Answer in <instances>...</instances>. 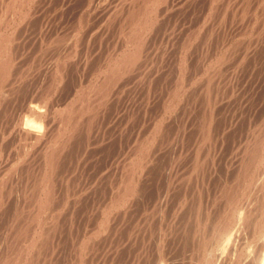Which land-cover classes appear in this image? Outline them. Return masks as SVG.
<instances>
[{
	"label": "rangeland",
	"instance_id": "1",
	"mask_svg": "<svg viewBox=\"0 0 264 264\" xmlns=\"http://www.w3.org/2000/svg\"><path fill=\"white\" fill-rule=\"evenodd\" d=\"M47 1V2H46ZM57 1V2H55ZM120 1V2H119ZM129 1V2H128ZM132 1V2H131ZM242 1V2H241ZM249 1V2H248ZM31 2V4H30ZM34 2V3H33ZM232 2V3H231ZM247 2V3H246ZM5 3V0H0V7L3 8ZM29 3V5H28ZM39 3V4H38ZM58 3V4H57ZM85 3V4H84ZM103 3V4H102ZM108 3V4H107ZM122 3V4H121ZM129 3V5H128ZM139 0H31L26 2L28 6H22L24 7L25 13H28V18L26 16H20L21 12L19 13L20 9H17V5L15 4L16 10H17V16L15 17L12 26L10 28L2 29V32H8L11 33L15 30V35H12V40L10 42V46L8 50V58L11 59V70L9 73L12 76H8L9 78L3 82L2 85V95H0V185L2 184V190L0 195V264H4L3 262H6L7 258H12V256L16 259L17 255H19V252L23 249H26L30 246V244H34V247L31 248V252L36 254L35 251L38 249L37 243H42L45 237L44 232L47 230L49 233L48 236V243H50L49 248H43L42 254L41 252L38 254V257L42 260H38L35 264H78L77 261L81 258L85 264H155L156 258L163 250L167 253V251H170L169 255L175 258V263L180 262L183 264L187 263L188 260L191 258L195 262V255L198 258L200 256V250L199 245L196 244L201 241L202 238H206L205 236L209 233H212L209 229V225L211 224L215 227H211L213 229H216L219 227L217 224H219V221H222V214H225V211L228 209L227 205L224 206V203L226 201V197L234 194L235 197V190H240V192H236L237 198H235L234 201L238 202L236 206H239L245 198L248 200V202L251 199V203H249V209L250 213L249 216L256 220L259 219V210L262 203H264V192H263V181H258L256 179H261L264 174V162L260 160H264V0H165L163 2H160L159 5L156 6V4H151L149 7V15L147 20V32L144 30H138L130 28L128 25V21L130 19V14L135 12L137 10H140V7L138 9V6L141 4L139 3ZM185 3V4H183ZM234 3V4H233ZM245 3V4H244ZM18 4V1H17ZM83 4V5H82ZM95 4V6H94ZM99 4V5H97ZM101 4V5H100ZM110 4V5H109ZM131 4V5H130ZM252 4V5H251ZM41 5V6H40ZM49 5L51 7H49ZM89 5V6H88ZM121 5V6H120ZM138 5V6H137ZM163 5V6H162ZM215 5V9H214ZM230 5V6H229ZM238 5V6H237ZM258 5V6H257ZM58 6V7H57ZM82 6V7H81ZM98 6V7H97ZM103 6V7H102ZM105 6V7H104ZM108 6V7H107ZM114 6V7H113ZM120 6V7H118ZM124 6V7H123ZM159 6V7H158ZM171 6V7H170ZM209 6V7H208ZM237 6V7H236ZM262 6V7H261ZM29 7V9L27 8ZM47 7V8H46ZM70 7V8H69ZM154 7H157V9ZM182 7V8H181ZM230 7V8H229ZM242 7V8H241ZM1 8V10H2ZM20 8V7H18ZM109 8V9H108ZM113 8V9H112ZM118 8L120 12H117L116 9ZM123 8V10H122ZM129 8V9H127ZM154 9L152 11L151 9ZM161 8V9H160ZM181 8V9H180ZM228 8V9H227ZM238 8V9H237ZM241 8V9H240ZM256 8V9H255ZM37 9V10H36ZM62 13H61V10ZM72 9V10H71ZM121 9V10H120ZM244 9V10H243ZM29 10V11H28ZM35 10V11H34ZM45 10V11H44ZM95 10V11H94ZM134 10V11H133ZM136 10V11H135ZM160 10V11H159ZM164 10V11H163ZM215 10V11H214ZM235 10V11H233ZM243 10V11H242ZM254 10V11H253ZM262 10V12H261ZM37 11V12H36ZM76 11V12H75ZM84 11V12H83ZM106 11V12H105ZM114 11V12H113ZM116 11V12H115ZM157 11V13H156ZM184 11V12H183ZM34 12V13H33ZM71 12V13H70ZM93 12V13H91ZM101 12V13H100ZM109 12V13H108ZM131 12V13H130ZM177 12V13H176ZM224 12V13H223ZM235 12V13H234ZM77 13V14H76ZM80 13V15H79ZM104 13V14H103ZM108 13V14H107ZM115 13V16L114 14ZM130 13V14H129ZM160 13V14H159ZM223 13V14H222ZM232 13V14H231ZM244 13V14H243ZM1 14V12H0ZM31 14V16H30ZM34 14V15H33ZM43 14V15H42ZM92 14V15H90ZM95 14V15H94ZM102 14V15H101ZM122 14V15H121ZM132 14V15H133ZM137 14V13H136ZM168 14V15H167ZM172 14V15H171ZM180 14V15H179ZM227 14V15H226ZM252 14V15H251ZM45 15V16H44ZM85 15V16H84ZM89 15V16H88ZM98 15V16H97ZM109 15H113V17L110 18ZM121 15V16H120ZM124 15V16H123ZM128 15V16H127ZM156 15V16H155ZM226 15V16H225ZM235 17H234V16ZM20 16V17H19ZM43 16V17H41ZM76 16V17H75ZM97 16V17H96ZM107 16V17H106ZM109 16V17H108ZM167 16V17H166ZM170 16V17H169ZM240 16V17H239ZM1 17V15H0ZM23 17V18H21ZM35 17V18H34ZM53 19H51V18ZM56 17V18H55ZM74 17V18H73ZM99 17V18H98ZM123 17V18H122ZM161 17V18H160ZM181 17V18H179ZM222 17V18H221ZM238 17V18H237ZM253 17V19H252ZM20 20H17L19 19ZM69 18V19H68ZM85 18V19H84ZM96 18V19H95ZM110 18V19H109ZM115 18V20H114ZM129 18V19H128ZM164 20H163V19ZM215 18V19H214ZM259 18V19H257ZM27 21H26V20ZM31 19V20H30ZM74 19V20H73ZM85 21H84V20ZM122 19V20H121ZM126 19V20H125ZM157 19V21H156ZM202 19V20H201ZM225 19V20H224ZM237 19V20H236ZM250 19H252L250 22ZM81 20V21H80ZM179 20L180 23H179ZM224 20V21H223ZM255 22H254V21ZM17 21V22H16ZM21 23H20V22ZM24 23H23V22ZM31 21V22H29ZM36 23H35V22ZM48 21V22H47ZM57 21V22H56ZM62 21V22H61ZM75 21V22H74ZM111 21V22H110ZM150 21V22H149ZM153 21V22H152ZM227 21V22H226ZM247 21V23H246ZM257 21V22H256ZM34 22V23H33ZM47 22V23H46ZM59 22V23H58ZM61 22V23H60ZM67 22V23H66ZM68 22H70L68 24ZM110 22V24H109ZM113 22V24H112ZM120 22V23H119ZM237 22V23H236ZM18 23V24H17ZM23 23V24H22ZM31 23V24H30ZM52 25H51V24ZM66 23V24H65ZM78 23V24H76ZM98 23V24H97ZM104 23V24H103ZM160 23V24H158ZM234 23V24H233ZM252 25H251V24ZM256 25H255V24ZM16 27H15V25ZM20 24V25H19ZM36 24V25H35ZM72 24V26H70ZM124 24V26H123ZM152 24V25H151ZM175 24V26L173 25ZM179 24V25H178ZM188 24V25H187ZM201 24V25H200ZM229 24V25H228ZM245 24V25H244ZM18 25V26H17ZM23 25V26H22ZM48 25V26H47ZM68 25V26H67ZM76 25V26H75ZM87 25V26H86ZM126 25V26H125ZM128 25V26H127ZM157 25V27H156ZM159 25V26H158ZM194 25V26H193ZM226 25V26H224ZM261 25V26H260ZM20 26V27H19ZM27 26V27H26ZM38 26V27H37ZM51 26V27H50ZM67 26V28H66ZM96 26V27H95ZM106 26V27H105ZM151 26V27H150ZM163 26V28H162ZM168 26V27H167ZM244 26V27H243ZM49 27V28H48ZM77 29H75V28ZM90 27V28H89ZM93 27V28H92ZM105 27V28H104ZM170 27V28H169ZM176 27V28H175ZM178 27V28H177ZM225 27V28H224ZM261 27V28H260ZM16 28V29H15ZM46 28V29H45ZM54 28V29H53ZM63 28V29H62ZM72 28V29H71ZM74 28V29H73ZM104 28V29H103ZM126 30L125 33H123ZM126 28V29H125ZM155 28V29H154ZM200 28V30H198ZM259 28V29H258ZM45 29V31H44ZM52 29V30H51ZM134 30V33L138 30L139 33H137L135 39L140 38L139 35L145 38L140 39L141 42H139V39L135 40L134 38H131L129 36ZM192 29V30H191ZM208 29V30H207ZM220 29V30H219ZM223 29V30H222ZM235 29V30H234ZM62 32H61V31ZM75 30V31H74ZM88 30V31H87ZM91 30V31H90ZM107 30V32H106ZM109 30V31H108ZM163 30V31H162ZM177 30V31H176ZM181 30V31H180ZM241 30V31H240ZM250 30V31H249ZM256 32H254V31ZM261 30V32H260ZM34 31V32H32ZM72 31V32H71ZM99 31V32H97ZM122 32V35L121 33ZM179 31V32H178ZM196 31H198L196 33ZM206 31V32H205ZM238 31V32H237ZM46 32V33H45ZM52 32V33H51ZM96 32V33H95ZM145 32L144 34H142ZM152 32V33H151ZM157 34H155V33ZM191 32V33H190ZM205 32V33H204ZM225 32V33H224ZM235 32V34H234ZM251 34H250V33ZM21 33V34H20ZM25 33V34H24ZM58 33V34H57ZM64 33V34H63ZM74 33V34H73ZM88 33L87 35H85ZM105 33V34H104ZM116 35H115V34ZM129 33V35H128ZM167 33V34H166ZM175 33V34H174ZM214 33V34H213ZM258 33V35H257ZM104 34V35H103ZM113 34V35H111ZM136 34V33H135ZM166 34V35H165ZM220 34V35H219ZM223 34V35H222ZM228 34V35H227ZM238 34V35H237ZM243 34V35H242ZM256 34V35H254ZM31 35V36H30ZM34 35V36H33ZM60 35L62 38H60ZM66 35V36H65ZM91 35V36H90ZM121 35V36H118ZM128 35V36H127ZM132 35V34H131ZM165 35V36H163ZM210 35V36H209ZM240 35V36H239ZM248 35V37H246ZM55 36V37H54ZM56 36H58L56 38ZM82 36V37H81ZM103 36V37H102ZM107 36V37H106ZM167 36V37H166ZM213 36V37H212ZM215 36V38H214ZM219 36V37H218ZM221 36V37H220ZM223 36V37H222ZM243 36V37H242ZM251 36H254L251 38ZM257 36V37H256ZM259 36V37H258ZM27 39H25V38ZM46 37V38H45ZM48 37V38H47ZM55 39H54V38ZM91 37L90 39H88ZM124 37V38H123ZM131 43H137L136 46L141 43L142 46V53L139 57V60L135 61V63L132 65V67L127 65L129 68L123 73H120V75L116 76L114 74V78L116 80L113 81L112 85H109L105 79L111 78L113 75H106L112 67H109L111 62L114 63L111 59L118 60L119 57H122V55L129 51L134 49V45H130V39ZM149 37V38H148ZM152 37V38H151ZM176 37V38H175ZM180 37V38H179ZM18 38V39H16ZM22 38V40L20 39ZM64 38V39H63ZM164 38V39H163ZM171 38V39H170ZM185 38V39H184ZM206 38V39H205ZM244 38V39H240ZM257 38V39H256ZM16 39V40H15ZM35 39V40H34ZM43 39V40H42ZM51 39V40H50ZM83 39V40H82ZM85 39V40H84ZM119 41H118V40ZM176 39V40H175ZM189 39V40H188ZM217 39V40H216ZM250 39V40H249ZM260 39V41H259ZM57 40V41H56ZM153 40V41H152ZM166 40V42H165ZM168 40V41H167ZM202 42H201V41ZM215 40V41H214ZM255 40V41H254ZM20 41V42H19ZM41 41V42H40ZM61 41V42H60ZM67 41V42H66ZM75 41V42H74ZM97 41V42H96ZM124 41V42H121ZM127 43H126V42ZM134 41V42H132ZM136 41V42H135ZM142 41L144 42L142 45ZM161 41V42H160ZM180 41V42H179ZM200 41V42H199ZM214 41V42H212ZM250 41V42H249ZM23 42V43H22ZM64 42V43H63ZM75 44H72V43ZM88 42V43H87ZM94 42V43H93ZM120 42V43H119ZM147 42V43H146ZM219 42V43H218ZM238 42V44H237ZM244 42V43H243ZM261 43L260 45L258 43ZM20 43V44H19ZM58 43V44H56ZM67 43V45H66ZM69 43V44H68ZM93 43V44H92ZM107 43V44H106ZM117 45H116V44ZM149 43V44H148ZM152 43V44H151ZM170 43V44H169ZM174 43V44H173ZM189 43V44H188ZM200 43V44H199ZM211 43V44H210ZM248 43V45H247ZM38 44V45H37ZM55 44V45H54ZM90 44V46L88 45ZM114 44V45H113ZM161 44V45H160ZM173 47H172V45ZM199 44V45H198ZM204 44V45H203ZM66 47H65V46ZM70 45V46H69ZM82 45V46H81ZM97 45V46H96ZM149 45V46H148ZM170 45V46H169ZM187 45V47H186ZM206 45V47H204ZM218 45V46H217ZM223 45V46H222ZM236 45V47H235ZM242 45V46H241ZM255 45V46H254ZM17 46V47H16ZM23 46V47H22ZM27 46V47H26ZM45 48H44V47ZM47 46H49L47 48ZM64 46V49H63ZM74 46V47H73ZM80 46V48H79ZM89 46V48H88ZM103 46V47H102ZM109 46L111 48H109ZM114 46V47H112ZM130 46V47H129ZM135 46V48H136ZM137 46V47H139ZM181 46V47H180ZM247 46V47H246ZM262 46V47H261ZM13 47V48H12ZM21 47V48H19ZM32 47V48H31ZM82 47V48H81ZM102 47V48H101ZM108 47V48H107ZM116 47V48H115ZM118 47V48H117ZM122 47V48H121ZM129 47V48H128ZM144 47V48H143ZM166 47V48H165ZM177 47V48H176ZM193 47V48H192ZM204 47V48H203ZM225 47V48H224ZM230 47V48H229ZM235 47V48H234ZM246 47V49H245ZM251 47V48H249ZM70 48H72L70 50ZM94 48V49H92ZM148 48V49H147ZM174 48V49H173ZM184 48V50H183ZM221 48V49H220ZM254 48V49H252ZM23 49V50H22ZM34 49V50H33ZM84 49V50H83ZM97 51H96V50ZM99 49V50H98ZM108 49V51L106 50ZM129 49V50H128ZM202 49V50H201ZM212 49V50H211ZM220 49V50H219ZM225 49V50H224ZM229 49V50H227ZM250 49V50H249ZM41 50V51H40ZM48 50V51H47ZM64 50V51H62ZM68 50V51H67ZM101 50V51H100ZM109 50L111 52H109ZM118 50V51H117ZM123 50V51H122ZM126 50V51H125ZM146 50V51H145ZM156 50V51H155ZM196 50V51H195ZM218 52H217V51ZM255 50V51H254ZM10 51V53H9ZM13 51V52H12ZM15 51V52H14ZM27 51V52H26ZM32 51V53H31ZM62 51V52H61ZM66 51V52H65ZM104 51V52H103ZM120 51V52H119ZM179 51V52H178ZM200 51V52H199ZM205 53H203V52ZM208 51V52H207ZM210 51V52H209ZM226 53H222L225 52ZM228 51V53H227ZM247 53H245V52ZM253 51V53H252ZM56 52V53H54ZM146 52V53H145ZM163 52V53H161ZM217 52V53H216ZM234 52V53H233ZM23 53V55H22ZM28 53V54H27ZM41 53V55H39ZM48 53V54H46ZM51 53V54H50ZM95 53V54H94ZM113 53V54H112ZM122 53V54H121ZM163 55H161V54ZM207 53V55H206ZM233 53V54H232ZM263 53V55H262ZM12 56H10V55ZM75 54V55H74ZM101 54V55H100ZM169 54V55H168ZM172 54V55H171ZM197 54V55H196ZM202 54V55H201ZM213 54V55H212ZM232 54V55H229ZM235 54V55H234ZM248 54V55H246ZM17 55V56H16ZM63 55V56H62ZM79 55V56H78ZM109 55V56H108ZM156 55V56H155ZM193 55V56H192ZM19 56V58H18ZM57 56V57H56ZM89 56V57H88ZM111 56V58H110ZM113 56V57H112ZM119 56V57H118ZM153 56V57H152ZM160 56V57H159ZM192 56V57H191ZM203 56V57H201ZM207 56V57H206ZM219 56V57H218ZM233 56V57H232ZM254 56V57H253ZM56 57V58H55ZM109 57V58H108ZM184 59H183V58ZM198 57V59H197ZM210 57V58H209ZM242 57V58H241ZM252 57V58H251ZM261 57V58H260ZM71 58V59H70ZM79 58V59H78ZM206 58V59H205ZM208 58V59H207ZM222 58V59H221ZM257 58V60H256ZM260 58V59H259ZM28 59V60H27ZM46 61H43L45 60ZM75 59V60H74ZM96 59V60H95ZM159 61H158V60ZM191 59V60H190ZM220 61H219V60ZM14 60L15 63L12 62ZM27 60V61H26ZM62 60V62H60ZM90 60V61H89ZM233 60V61H232ZM22 61V62H21ZM101 61V62H100ZM177 61V62H176ZM183 61V62H182ZM243 61V62H242ZM256 61V63H255ZM262 61V62H261ZM33 62V67L32 63ZM44 62V63H43ZM71 62V63H70ZM74 62V63H73ZM103 62V63H102ZM137 62V63H136ZM152 62V63H151ZM188 62V63H187ZM190 62V63H189ZM203 62V64H202ZM218 62V63H217ZM64 63V64H63ZM67 63V64H66ZM79 63V64H78ZM87 63V64H85ZM97 63V64H96ZM108 63V64H107ZM112 63V64H113ZM142 63V64H141ZM149 63V64H147ZM179 63V64H178ZM185 63V64H184ZM199 63V64H198ZM201 63V64H200ZM233 63H236L233 65ZM243 65H242V64ZM261 63V64H260ZM17 64V65H16ZM38 64V65H37ZM58 64V65H56ZM136 64V65H135ZM140 64V65H139ZM156 64V65H155ZM158 64V65H157ZM178 64V65H177ZM184 64V65H183ZM195 64V65H194ZM213 64V65H212ZM221 64V65H220ZM232 64V65H231ZM250 64V65H249ZM66 65V66H65ZM100 65V66H99ZM108 65V66H107ZM139 65V66H138ZM146 65V66H145ZM177 65V66H176ZM208 65V68H207ZM212 65V66H211ZM237 65L238 68L235 66ZM262 65V66H261ZM28 66V68H27ZM41 66V67H40ZM63 66V67H62ZM136 66V67H134ZM206 68H205V67ZM215 66V67H214ZM223 68H221V67ZM234 66V67H233ZM240 66V67H239ZM19 67V68H18ZM25 67V68H24ZM44 67V68H43ZM81 67V68H80ZM109 67L110 70L107 68ZM139 67V68H138ZM144 67V69H143ZM197 67V68H196ZM217 67V68H216ZM227 67V68H225ZM232 67V68H231ZM245 67V68H244ZM258 67V68H257ZM22 68V69H21ZM32 68V69H31ZM133 68V69H132ZM136 68V69H135ZM201 68V69H200ZM211 70H210V69ZM229 68V69H228ZM242 70H241V69ZM253 68V69H252ZM23 70V71H20ZM37 69V70H36ZM42 69V70H41ZM44 69V70H43ZM65 69V70H64ZM97 69V70H96ZM139 69V70H138ZM142 69V70H141ZM150 69V70H149ZM163 69V70H162ZM177 69V70H176ZM182 69V70H181ZM206 69V70H205ZM225 69V70H223ZM226 69H228L226 71ZM234 71H233V70ZM236 69V70H235ZM244 69V70H243ZM248 69V70H247ZM31 70V71H30ZM51 70V71H50ZM75 70V71H74ZM103 70V71H102ZM108 70V72L106 71ZM132 70V71H131ZM138 70V71H135ZM188 70V71H187ZM215 70V72H214ZM220 70V72H219ZM233 73H231V71ZM41 73H40V72ZM49 71V72H48ZM54 71H57L54 73ZM63 71V72H62ZM79 71V72H78ZM92 71V72H91ZM144 71V72H143ZM158 71V72H157ZM164 71V72H163ZM217 71V72H216ZM222 71V72H221ZM224 71V72H223ZM243 71V72H242ZM252 71V72H251ZM18 72V73H17ZM51 72V73H50ZM61 72L62 76H61ZM66 72V73H65ZM101 72V73H100ZM104 72V74H103ZM188 72V73H187ZM190 72V73H189ZM213 76H212V74ZM20 73V74H19ZM32 73V74H30ZM48 73V74H47ZM74 73V74H73ZM110 73V72H109ZM108 73V74H109ZM125 73V74H124ZM127 73V74H126ZM134 73V74H133ZM145 73V74H144ZM149 75H148V74ZM206 73V74H203ZM216 73V76H215ZM221 73V74H220ZM240 73V74H239ZM14 74V75H13ZM50 74V75H49ZM55 77H54V75ZM98 74V75H97ZM119 74V73H118ZM174 74V75H173ZM192 74V76H191ZM220 74V75H219ZM17 75V76H16ZM25 75V77H23ZM31 75V76H30ZM40 75V76H39ZM141 75V76H140ZM144 75V76H143ZM151 75V76H150ZM205 75V76H202ZM211 75V76H210ZM228 75V77H227ZM257 75V76H256ZM14 76V77H13ZM46 76V77H45ZM50 78H49V77ZM69 76V78H68ZM104 76V77H103ZM236 76V77H235ZM37 77V78H35ZM43 77V78H42ZM124 77V78H122ZM134 77V78H133ZM189 77V78H188ZM191 77V78H190ZM209 77L213 78L212 80L209 79ZM16 78V79H15ZM26 78V79H25ZM32 78V79H31ZM55 78V79H54ZM73 78V79H72ZM83 78V79H82ZM98 80H97V79ZM101 78V79H100ZM102 78L105 81L106 86L111 87L110 89L107 88L104 95H102L101 99L98 100L100 97H94V93L89 92L91 85L93 84V81L95 84L99 83V79L102 80ZM112 77V80L114 79ZM133 78V79H132ZM140 78V79H139ZM217 78V79H216ZM219 78V80H218ZM222 78V79H221ZM230 78V79H229ZM233 80H232V79ZM10 79V80H9ZM23 79V80H22ZM45 79V80H44ZM55 81H54V80ZM60 79V80H59ZM92 79V80H91ZM123 81H121V80ZM129 79V80H128ZM193 79V80H192ZM210 83H208L209 81ZM224 79V80H223ZM244 79V81H243ZM17 80V81H15ZM30 80V81H29ZM97 80V81H96ZM173 80V81H172ZM186 80V83H185ZM213 80L216 82L213 83ZM218 80V82H217ZM237 80V81H236ZM250 80V81H249ZM24 81V82H23ZM28 81V82H27ZM36 81V82H35ZM84 81V82H83ZM134 81V83H133ZM184 81V82H183ZM200 86H198V84ZM199 81V82H198ZM208 84H206L205 82ZM225 81V82H223ZM230 81V82H229ZM258 81V83H257ZM262 81V82H260ZM26 82V84H25ZM41 82V84H40ZM55 82V83H54ZM87 82L90 84H87ZM132 84H131V83ZM188 82V84H187ZM192 82V83H191ZM195 82V83H193ZM204 82V83H201ZM232 82V83H231ZM4 83H6L4 85ZM10 83V84H9ZM34 83V84H33ZM62 83V84H61ZM67 85H64V84ZM69 83V84H68ZM76 83V84H75ZM116 83L114 86L113 84ZM137 83V84H136ZM141 83V84H140ZM229 83V85H228ZM253 83V84H252ZM22 84H24V87ZM31 84V85H29ZM32 84L34 85L32 87ZM43 84V85H42ZM60 84V85H59ZM189 86H185V85ZM195 84V86L193 85ZM216 85L217 88H212V86L209 88L208 93V86L210 85ZM220 84V88H219ZM232 84V85H230ZM242 84V85H241ZM41 85V86H40ZM52 85V86H51ZM63 85V86H62ZM87 85V86H86ZM125 85V86H124ZM132 85V86H130ZM136 85V86H135ZM176 85V87H175ZM206 85V86H204ZM227 85V86H226ZM252 85V86H251ZM255 85V86H254ZM263 85V86H262ZM17 86V87H16ZM28 86V87H27ZM83 86V87H82ZM86 86V87H85ZM118 86V87H117ZM122 86V87H121ZM130 86V87H129ZM134 86V87H133ZM185 86V87H184ZM194 86V88L192 87ZM203 86V87H202ZM254 86V87H253ZM260 86V87H259ZM14 87V88H13ZM36 87V88H35ZM44 87V88H43ZM48 87V88H47ZM50 87V88H49ZM62 87V88H61ZM64 87V88H63ZM85 87V88H84ZM116 87V88H115ZM124 87V88H123ZM223 87V88H222ZM119 88H122L119 89ZM139 88V89H138ZM158 88V89H157ZM185 88V89H184ZM206 88V89H205ZM226 88V89H225ZM230 88V89H229ZM232 88V89H231ZM262 88V89H261ZM53 89V90H52ZM95 89V88H94ZM134 89V90H133ZM183 89V90H182ZM205 89V90H204ZM210 89H212L210 91ZM219 89L218 91H216ZM225 89V90H224ZM250 89V90H249ZM252 89V91H251ZM12 90V91H11ZM16 90V91H15ZM31 90V91H30ZM34 90V92H33ZM41 90V91H40ZM58 90V91H57ZM62 90V91H61ZM79 90V91H78ZM133 90V91H132ZM178 90V91H177ZM182 90V91H181ZM200 90V91H198ZM244 90V91H243ZM8 91V92H7ZM22 91V92H21ZM53 91V92H52ZM89 92V94H85L86 92ZM93 91V90H92ZM109 91V92H108ZM151 91V92H150ZM177 91V92H176ZM202 91V92H201ZM220 91V92H219ZM221 91L223 92L221 96ZM226 91V92H225ZM240 91V92H238ZM20 92V93H19ZM26 92V93H25ZM56 92V93H55ZM68 92V93H67ZM72 92V93H71ZM175 92V93H174ZM199 92V93H198ZM205 92V93H204ZM216 92L218 94H216ZM236 92V94H235ZM244 92V93H243ZM261 92V93H260ZM85 95H84V94ZM194 93V94H193ZM197 93V96H196ZM208 93V94H207ZM214 93V94H213ZM225 93V94H224ZM21 94V96H20ZM64 94V95H63ZM122 94V95H121ZM126 94V95H125ZM132 94V95H131ZM174 94V95H173ZM190 94V95H189ZM220 94V95H219ZM235 94V95H234ZM238 94V95H237ZM240 94V96H239ZM256 94V95H255ZM16 95V96H15ZM30 95V96H29ZM42 95L44 97H42ZM72 95V96H71ZM81 95V96H80ZM89 95V96H88ZM91 95V97H90ZM106 95V96H105ZM139 95V96H138ZM146 95V96H145ZM160 95V96H159ZM182 95V96H180ZM195 95V96H194ZM205 95V96H204ZM212 97H210V96ZM228 95V96H227ZM246 95V96H245ZM248 95V96H247ZM7 96V97H6ZM77 96L82 97L85 101H83L85 104L87 103V109L82 110L83 114L80 115L79 120L76 121L74 125V129H72V132L74 134H71L72 136L68 138V136H65L66 138V146L64 149L63 154V161L60 162V165L55 169H53V172L50 173L47 170L50 171L47 166L44 164V158L43 154L44 151L48 150L46 149L48 147V144L43 145L40 143L38 145V142H34L33 139H28L23 137L24 134H19L20 123L23 124L25 122V119L27 117H30L27 113L26 107L23 106L27 103H31L33 105H37L39 109H43L45 115H49L52 117V120L54 122L53 126H59L58 121L59 119L57 116L64 113V110L67 111V108H72L73 110L76 105L79 106V101H77ZM87 97V98H84ZM104 96V97H103ZM110 96V97H109ZM117 96V98H116ZM132 96V97H131ZM159 96V98H158ZM191 96V97H190ZM214 96V97H213ZM221 96V99L219 98ZM227 96V97H226ZM16 97V98H15ZM76 97V98H75ZM146 97V99H144ZM168 97V98H167ZM177 97V98H176ZM206 97V98H205ZM223 97V98H222ZM239 99H238V98ZM247 97V98H246ZM253 97V99H252ZM256 97V98H255ZM5 98V99H4ZM97 98V99H96ZM173 98V99H172ZM183 98V99H182ZM189 98V99H188ZM197 98V101H196ZM205 98V100H204ZM211 99L209 102L208 100ZM234 98V99H233ZM251 98V99H250ZM7 99V100H6ZM18 99V100H16ZM55 101H54V100ZM117 99V100H116ZM143 99V100H142ZM151 99V101H150ZM192 101L195 100V101ZM220 99V100H219ZM21 100V101H20ZM25 102H24V101ZM30 100H32L30 102ZM47 100V101H46ZM52 100V101H51ZM68 100V101H67ZM76 100V101H75ZM102 100V101H101ZM105 102H104V101ZM157 100V101H155ZM170 102H169V101ZM221 103H219L218 101ZM14 101V102H13ZM37 101V102H36ZM42 101V102H41ZM46 101V102H45ZM92 101H94L92 103ZM100 101V102H99ZM164 101V102H163ZM167 101V102H166ZM172 101V103H171ZM185 101V102H184ZM203 101V102H202ZM213 101V102H212ZM216 101V103H215ZM222 101V102H221ZM225 101V102H224ZM2 102V103H1ZM136 102V103H135ZM146 102V103H145ZM177 102V103H175ZM190 102V103H188ZM238 102V103H236ZM244 102V104H243ZM4 103V104H3ZM10 103V104H9ZM14 103V104H13ZM66 103V104H65ZM72 103V104H70ZM92 105H91V104ZM123 103V104H122ZM163 103V104H162ZM170 103V104H169ZM175 103V104H174ZM180 103V104H179ZM207 103V104H206ZM209 103V104H208ZM214 106H212L213 104ZM226 103V104H225ZM259 103V104H258ZM18 104V105H17ZM23 104V105H22ZM74 104V105H73ZM89 104V105H88ZM106 104V105H104ZM122 104V105H121ZM127 104V105H126ZM136 104V105H135ZM153 104V105H151ZM188 104V105H187ZM206 104V105H205ZM216 104V105H215ZM218 104V106H217ZM220 104V105H219ZM43 105V107H42ZM58 105V106H57ZM100 105V106H99ZM138 105V106H137ZM161 105V108H159ZM171 107H170V106ZM180 105V106H179ZM208 105V106H207ZM210 105V107H209ZM230 105V107H229ZM240 105V106H239ZM255 105V106H254ZM6 106V107H5ZM16 106V107H15ZM21 106V107H20ZM83 104V108L85 107ZM90 106V107H89ZM116 106V107H115ZM122 106V108H121ZM134 106V107H133ZM159 106V107H158ZM175 106V107H174ZM187 106H191L192 108H188ZM223 106V107H222ZM238 106V107H236ZM62 107V109H61ZM114 107V108H113ZM147 107V108H146ZM180 107V109H179ZM199 107V108H198ZM204 107V108H203ZM213 107V108H212ZM225 107V108H224ZM229 107V108H228ZM242 107V108H241ZM247 109H246V108ZM263 107V108H262ZM6 108V109H5ZM25 108V109H24ZM50 108V109H49ZM102 108V109H101ZM116 108V109H115ZM120 108V109H119ZM196 108V109H195ZM207 108V109H206ZM211 108V109H210ZM215 108V109H214ZM219 108V109H218ZM231 108V109H230ZM9 109V110H8ZM13 109V110H12ZM18 109V110H17ZM48 109V110H47ZM55 109V110H54ZM57 109V110H56ZM138 109V110H137ZM143 109V110H142ZM157 109V110H156ZM173 109V110H172ZM187 109V110H186ZM192 109V110H191ZM194 109V110H193ZM199 109V110H198ZM209 109V110H208ZM212 109H214L212 111ZM233 109V110H232ZM75 110V108H74ZM180 110V111H179ZM183 110L185 112H183ZM245 110V112H244ZM22 111V112H21ZM25 111V112H23ZM51 113H50V112ZM55 111V112H54ZM57 111V112H56ZM80 112V110H76ZM91 111V112H90ZM97 111V112H96ZM158 111V113H157ZM160 111V112H159ZM165 111V113H164ZM175 111V112H174ZM177 111V112H176ZM189 111V112H188ZM194 111V112H193ZM228 111V112H227ZM231 111V112H230ZM212 112V113H211ZM263 112V113H262ZM12 113V114H11ZM18 113V114H17ZM54 117H53V114ZM57 113V114H56ZM61 113V114H60ZM160 113V114H159ZM178 113V114H177ZM190 113V114H189ZM192 113V115H191ZM200 115H199V114ZM209 113V114H208ZM224 113V114H223ZM235 113V114H234ZM254 113V114H253ZM5 114V116H4ZM8 114V115H7ZM23 114V115H22ZM28 116H27V115ZM51 114V115H50ZM59 114V115H58ZM88 114V115H87ZM166 114V115H165ZM170 114V115H168ZM185 114V115H184ZM189 114V118L188 117ZM208 116H206V115ZM19 115V116H18ZM153 115V116H152ZM156 115V116H155ZM178 117H175V116ZM187 115V117H186ZM218 115V116H216ZM224 115V116H223ZM246 115V116H245ZM87 116V117H86ZM92 116V117H91ZM132 116V117H131ZM174 116V117H173ZM179 116L181 118H179ZM201 116V117H200ZM220 116V117H219ZM226 116V117H225ZM263 116V117H262ZM21 117V118H20ZM84 117V118H83ZM129 117V118H128ZM151 117V118H150ZM153 117V118H152ZM170 117V118H168ZM173 117V118H172ZM187 119H186V118ZM195 119H194V118ZM208 117V118H207ZM256 117V118H255ZM10 118V123H9ZM90 118V120H89ZM92 118V120H91ZM109 118V119H108ZM142 118V119H141ZM145 120H144V119ZM164 118V119H163ZM193 118V119H192ZM224 118V119H222ZM8 119V120H7ZM55 119V121H54ZM59 119V120H58ZM73 119V118H72ZM125 119V121H123ZM152 119V120H151ZM163 119V120H162ZM177 119V120H176ZM185 119V120H184ZM199 119V121H198ZM208 119V120H207ZM226 119V120H225ZM6 120V121H5ZM96 120V121H95ZM104 120V121H103ZM119 120V121H118ZM150 120V121H149ZM159 120V122H158ZM162 120V121H161ZM182 122H181V121ZM204 120V121H203ZM212 120V121H211ZM224 120V121H223ZM254 120V122H253ZM4 121V122H3ZM16 121V122H15ZM89 121V122H88ZM99 121V122H98ZM109 121V122H108ZM123 121V122H121ZM129 121V122H128ZM149 123H146L148 122ZM177 121V122H176ZM180 121V122H179ZM210 121V122H209ZM214 121V123H213ZM250 121V122H249ZM4 124H3V123ZM7 122V123H6ZM20 122V123H19ZM23 122V123H22ZM58 122V123H57ZM79 122V123H78ZM83 122V123H82ZM88 124H87V123ZM98 122V124H97ZM102 122V123H101ZM115 122V123H114ZM118 122V123H117ZM121 122V123H120ZM159 124H158V123ZM192 122V124L190 123ZM194 122V124H193ZM201 122L200 126H197V123L199 124ZM204 122V123H203ZM226 122V123H225ZM234 122V123H232ZM247 122V123H246ZM261 122V123H260ZM79 125H78V124ZM92 123V124H91ZM144 123V124H143ZM161 123V125H160ZM175 123V124H174ZM181 123V124H180ZM211 125H210V124ZM244 123V124H243ZM255 123V124H253ZM263 123V124H262ZM17 124V125H16ZM52 124V123H51ZM82 124V126H81ZM102 124V125H101ZM169 124V125H168ZM231 124V125H230ZM240 124V125H239ZM249 124V125H247ZM11 125V126H10ZM16 125V127H15ZM78 125V127L76 126ZM88 125V126H87ZM100 127H99V126ZM123 125V126H122ZM147 125V126H146ZM149 125V126H148ZM168 125V126H166ZM180 125V126H179ZM185 125V126H184ZM216 125V126H215ZM220 125V126H219ZM261 125V126H260ZM7 126V128H6ZM8 126H10L8 128ZM91 126V127H89ZM151 126V127H150ZM159 126V127H158ZM172 126L174 128H172ZM183 128L181 129V127ZM205 126V127H204ZM207 126H209L207 128ZM212 128H211V127ZM13 127V129H12ZM15 127V128H14ZM71 127V124H70ZM82 127V128H81ZM93 127V128H92ZM154 129H153V128ZM164 127V128H162ZM166 127V128H165ZM177 127V128H176ZM215 127V129H214ZM224 127V128H223ZM255 127V128H254ZM258 127V128H257ZM261 127V128H260ZM263 127V128H262ZM5 128V129H4ZM31 126H27V129H30ZM43 136L48 133V131H51V129L48 130L47 127H42ZM45 128V129H44ZM47 128V130H46ZM81 128V129H80ZM120 128V129H119ZM159 130H158V129ZM180 128V129H179ZM203 128V129H202ZM207 128V129H205ZM211 128V130H210ZM220 128V129H219ZM222 128L224 130H222ZM229 128V129H228ZM236 128V129H235ZM84 129V130H83ZM87 129V130H86ZM157 129V131H156ZM173 131H170V130ZM175 129V130H174ZM227 129V130H226ZM239 129V130H238ZM245 129V130H244ZM260 129V130H258ZM9 130V131H8ZM17 130V131H16ZM53 130V128H52ZM71 128L69 129L70 132ZM92 130V131H91ZM166 130V131H165ZM180 130V131H179ZM183 130V131H182ZM210 133H209V131ZM77 131V132H76ZM94 131V132H93ZM100 131V132H99ZM136 131V132H135ZM139 131V132H138ZM156 131V132H154ZM175 131V132H174ZM179 131V133H178ZM200 131H204V133H201ZM206 131V132H205ZM207 131L209 135L207 134ZM227 131V133L225 132ZM229 131V132H228ZM250 131V132H249ZM253 131V133H252ZM258 131V132H257ZM17 132V133H16ZM151 132V133H148ZM158 132V133H157ZM184 132V133H183ZM215 132V133H214ZM220 132V133H219ZM223 132V134H222ZM232 132V134H231ZM247 132V133H246ZM263 132V133H262ZM10 133V134H9ZM90 133V134H89ZM155 134L154 139H151V135ZM175 133V135L173 134ZM183 133V134H182ZM242 133V134H241ZM261 133V134H259ZM99 134V135H98ZM171 134V135H169ZM180 136H179V135ZM182 134V136H181ZM235 134V135H234ZM245 134V136H244ZM249 134V136H248ZM259 135L258 140H260L257 145L262 142V145L260 146H252L253 143L256 140L255 135ZM84 135V136H83ZM89 135V136H88ZM145 135L147 137H145ZM175 137H174V136ZM213 135V138H212ZM215 135V136H214ZM222 135V138H220ZM251 135V136H250ZM10 136V138H9ZM13 136V137H12ZM19 136V137H18ZM22 136V137H21ZM161 136H165L164 138ZM173 136V137H172ZM201 136V139L198 138ZM206 136V137H205ZM214 143L213 145L210 143L205 144L208 141ZM12 137V138H11ZM21 137V138H20ZM75 137V139H74ZM78 137V138H77ZM85 137V138H84ZM101 137V138H99ZM149 137V138H148ZM171 137V140H170ZM223 137L225 140H223ZM245 137V138H244ZM252 137V139H251ZM258 137V136H257ZM43 138V137H42ZM73 138V139H71ZM96 138V139H95ZM158 138V139H157ZM162 138V139H161ZM240 138V140H239ZM250 138V139H249ZM6 141H5V140ZM10 139V140H9ZM144 139V140H143ZM197 139H200L201 141H197ZM248 139V140H247ZM253 139H255L253 141ZM263 139V141H262ZM2 140L3 143H2ZM12 140V141H11ZM17 140V142H16ZM24 140V142H23ZM33 140V141H32ZM69 140V141H68ZM75 140V141H74ZM154 140V145L149 141ZM161 140V141H160ZM207 140V141H206ZM213 140L217 143L213 142ZM222 140V141H220ZM243 141V143H241ZM252 140V141H249ZM257 140V141H258ZM32 141V142H31ZM43 141V140H42ZM81 141V142H80ZM137 141V142H136ZM147 142L146 144L144 142ZM177 141V142H176ZM197 141V142H196ZM224 141V142H223ZM249 142L248 144L251 146L247 147L246 150V142ZM256 141V142H257ZM6 142V143H4ZM19 142V143H18ZM27 144H26V143ZM51 142V140H50ZM73 142V144H72ZM85 142V143H84ZM98 144H97V143ZM141 142V143H140ZM220 142V143H219ZM223 142L224 144H222ZM235 142V143H234ZM253 142V143H250ZM255 142V143H256ZM14 143V144H13ZM32 143V144H31ZM81 143V144H80ZM91 143V144H90ZM166 143V144H165ZM241 145H239V144ZM3 146H2V145ZM16 144V145H15ZM29 144V145H28ZM31 144V145H30ZM76 144V145H75ZM78 144V145H77ZM85 144V145H84ZM94 144V145H93ZM135 144V145H134ZM143 144V145H142ZM153 147H151L150 145ZM162 144V145H161ZM179 144V145H178ZM199 144L202 146H205L204 152L200 149ZM222 146H221V145ZM237 144V145H236ZM27 145V146H26ZM71 145V146H70ZM80 145V146H79ZM90 145V146H89ZM130 145V146H129ZM146 145H149V147L153 148L151 150V153L149 152L148 156L146 157V163H141L142 165H145L143 167L142 173L141 170L139 171L141 174L139 175V172L135 171V178L137 176L138 183L137 184V192L133 194L132 199H130L127 203L130 204L131 208L129 207L127 211L130 213L132 212L130 217H128V214L126 212L124 213L123 222L122 224L124 227L118 225L114 229V233L110 232L115 224L113 222L115 219L118 218L117 210L118 208L114 207L113 200L116 190L120 186L119 183H122L124 179V173L128 167L131 166V162H137V158L139 160L141 156V152L143 151V148L146 149ZM159 145V146H158ZM199 146L197 149L195 146ZM209 145V149L208 148ZM214 150H213V148ZM220 145V146H219ZM230 145V146H229ZM21 146V147H20ZM23 146V147H22ZM34 146V147H33ZM39 148L42 146V148ZM46 146V147H45ZM105 146V147H104ZM133 146V147H132ZM135 146V147H134ZM142 146H144L142 148ZM164 146V147H163ZM4 147V148H2ZM29 147V148H28ZM31 147V148H30ZM36 147V148H35ZM76 147V148H75ZM82 147V148H81ZM103 147V148H102ZM138 147V148H137ZM159 147V148H158ZM161 147V148H160ZM222 148L221 150L218 148ZM237 147V148H236ZM243 147V148H242ZM250 147V148H249ZM20 148V149H19ZM33 148V149H32ZM91 148V149H90ZM95 148V149H94ZM165 148V149H164ZM200 150L194 151L193 149ZM227 148V150H225ZM236 148V150H235ZM242 148V149H241ZM252 148L253 155L257 153V156H255V160L250 159L252 158V154L250 149ZM255 148V149H254ZM259 148L261 150H259ZM22 149V150H21ZM25 149V150H23ZM38 149V150H37ZM68 149V150H66ZM86 149V150H84ZM94 152H93V150ZM103 149V150H102ZM136 149V150H135ZM141 151L139 152V150ZM155 149V150H154ZM157 149H161L158 150ZM207 149V150H206ZM208 149L210 151H208ZM246 152H245V150ZM256 153H255V151ZM12 150V152H11ZM17 150V151H16ZM34 150V151H33ZM92 152H91V151ZM136 154H134L135 152ZM155 153H154V151ZM174 152H173V151ZM177 150V151H176ZM4 151V152H3ZM24 151V152H23ZM36 151V152H35ZM76 151V152H75ZM171 151V152H170ZM176 151V152H175ZM210 153L212 155H207L206 153ZM208 151V152H207ZM215 151V152H212ZM219 151V152H217ZM226 151V152H224ZM241 152V154L237 152ZM6 152V153H5ZM17 152V153H16ZM28 152V154H26ZM31 152V153H30ZM41 152V153H40ZM82 152V153H81ZM114 152V153H112ZM158 152V154L156 153ZM180 152V153H179ZM194 152V154H192ZM198 152V154H196ZM228 152V153H227ZM232 152L233 154H231ZM261 152V153H260ZM10 153V155L8 154ZM12 153V154H11ZM16 155H15V154ZM23 153V154H22ZM94 153V154H93ZM118 153V154H117ZM127 155H125V154ZM155 154V157L152 155ZM160 153V154H159ZM163 153V154H162ZM171 153V154H170ZM174 153H176L174 155ZM204 153V154H202ZM213 153L217 159L213 158ZM216 153L220 154L217 155ZM226 153V154H225ZM8 154V156L6 155ZM80 154V155H79ZM82 154V155H81ZM85 154V155H84ZM206 154V156H205ZM225 155V156H221ZM12 155V156H11ZM35 155V156H34ZM40 157H39V156ZM65 155V156H64ZM96 155V156H94ZM115 155V156H114ZM124 155V156H123ZM137 155V157L135 156ZM152 157H151V156ZM191 155V157H190ZM193 155V158H192ZM227 155V156H226ZM237 155V157H236ZM245 155V157H244ZM248 155V157L246 156ZM262 155V156H259ZM11 156V157H10ZM22 156V157H21ZM28 156V157H27ZM72 156V158H71ZM85 159H83L82 158ZM90 156V157H89ZM109 156V157H108ZM111 156V157H110ZM127 160V158H129ZM163 156V157H161ZM174 156V157H173ZM196 156V157H195ZM212 156V157H211ZM220 156V157H219ZM230 156V157H229ZM236 157V159H232ZM250 156V157H249ZM26 157V158H25ZM38 157V158H37ZM120 157V159H119ZM134 157V158H133ZM150 157V158H148ZM185 157V158H183ZM196 159L195 158H199ZM204 157H206L204 159ZM214 159L215 163L212 162ZM222 157V158H221ZM258 157H260L259 162ZM262 157V158H261ZM2 158V159H1ZM18 158V159H17ZM41 158V159H40ZM43 158V159H42ZM65 158V159H64ZM78 158V159H76ZM112 158V159H111ZM122 158V159H121ZM136 158V159H135ZM171 158V159H170ZM211 160H210V159ZM219 158V159H218ZM238 158V159H237ZM244 160H242V159ZM33 159V160H32ZM39 159V160H37ZM76 159L77 161L74 160ZM89 159V161H88ZM168 159L170 161H168ZM209 159V160H207ZM223 159V161H222ZM231 159V160H230ZM240 159V163H239ZM254 160L256 161V164L254 161L251 163L249 162V166L247 164V161ZM8 160V161H7ZM13 160V161H12ZM20 160V161H19ZM36 160V161H35ZM43 160V162L41 161ZM118 160V161H117ZM133 160V161H132ZM157 160V161H156ZM176 160V161H175ZM192 160V161H191ZM200 160V161H198ZM210 162H207V161ZM221 160V161H220ZM225 160V161H224ZM235 162H234V161ZM7 161V162H6ZM19 161V162H18ZM29 161V163H28ZM120 161V162H119ZM172 161V162H171ZM179 161V162H177ZM200 165H199V163ZM219 161V163H218ZM230 161V162H229ZM244 161V162H243ZM114 162V163H113ZM171 165H170V163ZM176 162V163H175ZM183 162V163H182ZM203 162H207V165ZM221 162V163H220ZM230 164H229V163ZM234 162V163H232ZM236 162L237 166L236 167ZM4 163V164H3ZM7 163V164H6ZM9 163V164H8ZM28 165H27V164ZM37 163V164H36ZM110 163V164H108ZM120 163V164H119ZM150 163V164H149ZM181 163V164H180ZM194 163V164H192ZM198 166H196V164ZM213 163V164H211ZM228 163V164H227ZM246 163V164H245ZM263 163V164H262ZM12 164V166H11ZM33 164V165H32ZM44 164V165H43ZM99 164V166H98ZM105 164V165H104ZM124 164V165H123ZM174 164V167H173ZM176 164V165H175ZM179 164V166H178ZM185 164V165H184ZM204 164V165H203ZM211 164V165H210ZM219 164V165H218ZM222 164V165H221ZM233 164V165H232ZM251 164V165H250ZM254 166H253V165ZM256 164V165H255ZM42 167H41V166ZM66 167H65V166ZM75 165V166H74ZM87 165V167H86ZM120 165V166H119ZM135 165V164H134ZM150 165V166H148ZM155 165V166H154ZM168 165L169 168L172 167V170L168 171ZM189 165V167H188ZM229 165V166H228ZM232 165V167L230 166ZM235 165V167H234ZM247 165L248 169L244 166ZM15 166V167H13ZM24 166V167H23ZM36 166V167H35ZM46 166V167H45ZM78 166V167H77ZM125 166V170L124 167ZM196 166V167H195ZM203 166V168L201 167ZM213 170L211 169V167ZM215 166V167H213ZM225 166V167H224ZM230 167V170L228 167ZM252 166V167H251ZM259 166V167H258ZM63 167V168H62ZM65 167V168H64ZM121 167V168H120ZM148 167V168H147ZM153 167V168H151ZM181 167L185 168L186 171H184V168L181 169ZM191 167V168H190ZM194 167V168H193ZM201 167V171L199 170ZM262 168L255 169V168ZM8 168V169H7ZM13 168V169H12ZM16 168V170H15ZM21 168V169H20ZM29 170H28V169ZM69 168V169H68ZM71 168V170H70ZM80 168V169H79ZM141 168L137 167L136 169ZM147 168V169H146ZM193 168V172L192 169ZM198 169V171L196 170ZM205 168V169H204ZM241 168V169H239ZM64 169V170H63ZM75 169V170H74ZM107 169V170H106ZM150 169V170H149ZM190 169V170H189ZM195 169V170H194ZM239 169V171H237ZM32 170V171H31ZM46 170V172H45ZM176 170L178 172H176ZM211 170V171H210ZM230 170V171H229ZM235 170V171H234ZM255 170H258L257 174L256 172L253 174H257L256 176L251 173ZM13 171V172H12ZM17 171V172H16ZM34 171V172H33ZM44 171V175H46V178L44 175L42 176V172ZM71 173H70V172ZM79 171V172H78ZM88 171V172H87ZM102 171V172H101ZM123 171V172H121ZM200 171V173H198ZM232 171L234 173H232ZM250 172L246 173V172ZM9 174H7V173ZM15 172V173H14ZM38 172V173H37ZM92 172V173H91ZM109 172V173H108ZM145 172V173H144ZM149 172V173H148ZM152 172V173H151ZM168 172V173H167ZM186 172V173H184ZM190 174V176L188 173ZM213 172V173H212ZM230 173L228 175V173ZM237 172H239L237 174ZM21 175H20V174ZM24 173V174H23ZM41 173V174H40ZM53 178L48 179L50 174ZM64 173V174H63ZM112 173V174H111ZM171 173V174H170ZM178 173V174H177ZM180 173V174H179ZM198 173V174H196ZM211 173V174H210ZM236 173V175H235ZM244 173V175H242ZM6 174V175H5ZM20 176H19V175ZM54 174V176H53ZM97 174V175H96ZM109 174H111L109 176ZM233 174V175H232ZM263 174V175H262ZM14 175V176H13ZM36 176V178L34 177ZM80 175V176H79ZM84 175V176H83ZM94 175V176H92ZM120 175V176H119ZM148 175V176H147ZM155 175V176H154ZM167 175V177H166ZM169 175V176H168ZM185 175V176H184ZM227 175V176H226ZM253 175V176H252ZM19 176V177H18ZM40 176L44 177V179L48 182H52L53 188L56 187L57 189H54L53 194V200L51 199V205L52 207L44 206L42 207L41 204L38 210V205L43 201V193L41 192L42 189H45L46 185H42L43 183H46V181ZM100 176L102 179L99 180ZM112 176V177H111ZM115 176V177H114ZM123 176V177H122ZM172 176V177H171ZM209 176V177H208ZM236 176V177H235ZM260 176V177H259ZM6 179H5V178ZM9 177V178H8ZM11 177V178H10ZM24 177L26 179H24ZM48 177V178H47ZM62 177V179H61ZM72 177V178H71ZM79 177V178H78ZM118 177H120L118 179ZM122 177V178H121ZM142 177H144L142 179ZM146 177V178H145ZM183 177L189 178L188 180ZM201 177V178H200ZM219 177V178H218ZM253 177V178H252ZM255 177H257L255 179ZM16 178V179H15ZM19 178V179H18ZM40 178V179H39ZM55 178V179H54ZM68 178V179H67ZM82 178V179H81ZM87 178V179H85ZM106 178V179H105ZM150 180H149V179ZM172 178V182L171 179ZM175 178V179H173ZM178 178V180H177ZM236 180H235V179ZM246 178H252V180L249 183H244L243 181ZM264 178V176H263ZM13 179V180H12ZM36 179V180H35ZM55 180L52 181V180ZM74 179V180H73ZM92 179V180H91ZM118 180L115 182V180ZM191 179V180H190ZM196 179V180H195ZM201 179V180H200ZM241 179V180H240ZM22 180V182H21ZM38 180V182H37ZM42 180V181H41ZM110 180V181H109ZM141 180V181H140ZM143 180V181H142ZM158 180V181H157ZM165 180V181H164ZM187 180V182L185 181ZM227 180V181H226ZM229 180L234 184V181H238V184L240 182V187L238 184H232L229 182ZM234 180V181H233ZM38 183L35 184L36 182ZM61 181V182H60ZM101 181V182H99ZM113 181V182H112ZM120 181V182H119ZM149 181V182H148ZM174 181V182H173ZM178 181V182H176ZM183 181V182H182ZM191 181V182H190ZM197 181V182H196ZM199 181V182H198ZM253 181V183H251ZM256 181V182H255ZM19 182V183H18ZM25 182V184H24ZM47 182V183H48ZM50 183H46L47 186ZM68 182V183H67ZM89 182V184H88ZM91 182V183H90ZM112 182V183H111ZM148 182V183H147ZM176 182V184H175ZM185 182L187 183L185 185ZM212 182V183H209ZM247 182V181H246ZM255 182V183H254ZM257 182L261 183L260 186L257 185ZM11 185H10V184ZM33 183V185H32ZM54 183V184H53ZM61 183V184H60ZM78 183V184H76ZM104 183V184H103ZM119 185H116V184ZM179 183V184H178ZM195 184L191 186V184ZM200 183V184H199ZM206 183V184H205ZM221 183V184H220ZM22 184V185H21ZM36 186H35V185ZM100 184V185H99ZM112 184V186H111ZM115 184V185H114ZM151 184V185H150ZM170 184V185H168ZM182 184V185H180ZM190 184V185H189ZM202 184V187L200 186ZM216 184V185H215ZM250 184V186H249ZM252 184V185H251ZM253 184H256V186ZM263 184V186H262ZM59 185V186H58ZM83 185V186H82ZM93 185V186H92ZM107 185V186H106ZM143 185V186H142ZM146 185V186H145ZM166 185V186H165ZM175 187H173V186ZM179 185V186H178ZM185 185V187H184ZM189 185V186H188ZM226 185V186H225ZM246 185V186H245ZM248 185V186H247ZM21 186V187H20ZM41 186L44 187L41 189ZM73 186V188H72ZM117 186V188H116ZM142 186V187H141ZM204 186V187H203ZM228 186V187H227ZM231 186H235L231 187ZM5 187L7 189H5ZM10 187V188H9ZM27 187V188H26ZM68 187V188H67ZM104 187V188H103ZM106 187V188H105ZM113 187V188H112ZM172 187V188H171ZM192 187H196L193 188ZM201 187V188H200ZM247 187L248 190H245ZM252 187H256L253 190L255 194H259L257 196L262 195V197H255V200L252 198V195L254 194L252 190ZM259 187V188H258ZM262 187V188H261ZM31 188V189H30ZM78 188V189H77ZM84 189L87 191L82 192ZM90 190H88V189ZM100 188V189H99ZM166 188V190H165ZM180 188V189H179ZM211 188V189H210ZM225 190H223V189ZM232 188V190H230ZM5 189V190H4ZM30 189V190H29ZM75 189V190H73ZM104 189V190H103ZM114 189V190H113ZM189 189H191L189 191ZM200 189V190H199ZM251 189V190H250ZM259 189V190H258ZM16 192H15V191ZM33 190V193L32 191ZM100 190V191H99ZM103 194H102V192ZM113 190V191H112ZM144 190V192H143ZM146 190V191H145ZM165 190V192H164ZM177 190H180L177 192ZM183 190L185 193H183ZM195 190V191H194ZM197 190V191H196ZM209 190V191H208ZM212 190V191H211ZM223 190V191H221ZM245 190V191H244ZM13 191V192H12ZM24 191V192H23ZM28 191V192H27ZM67 191V192H66ZM72 191V195L70 192ZM74 191V192H73ZM89 191V192H88ZM99 191V192H98ZM116 191V192H115ZM141 191V192H140ZM194 191V192H192ZM202 191V192H201ZM228 191V193H227ZM249 191V192H248ZM258 191V192H257ZM4 192V193H2ZM11 192V193H10ZM20 192V193H19ZM63 192V193H62ZM101 192V193H100ZM146 192V193H145ZM164 192V193H163ZM176 192V194H175ZM187 192V193H186ZM191 194H190V193ZM199 192V193H198ZM242 196L241 197V193ZM245 192V193H244ZM15 193V194H14ZM30 193V194H29ZM100 193V194H99ZM166 193V194H165ZM179 193V194H178ZM213 193V194H212ZM232 193V194H231ZM252 193V194H251ZM3 194V195H2ZM10 196H9V195ZM14 194V195H13ZM29 194V195H28ZM42 196H41V195ZM56 194V195H55ZM67 194V195H66ZM90 194V195H89ZM181 194V196H179ZM196 194L198 195L196 198ZM205 194V195H204ZM228 194V195H226ZM251 194V195H249ZM16 195V196H15ZM142 195V196H141ZM144 195V197H143ZM183 195V196H182ZM185 195V196H184ZM209 195V196H208ZM211 195V196H210ZM214 195V196H213ZM216 195V197H215ZM219 195V197H218ZM8 196V197H7ZM12 196V197H11ZM29 196V197H27ZM33 196V197H32ZM112 196V197H111ZM146 196V197H145ZM168 196V198H167ZM175 196V197H174ZM177 196V201L176 200ZM194 196V197H193ZM213 196V197H212ZM225 196V197H224ZM21 197V198H19ZM36 197V198H35ZM55 197V198H54ZM77 197V198H76ZM79 197V198H78ZM110 197V198H108ZM143 197V198H142ZM163 197V198H160ZM165 197V198H164ZM172 197V198H171ZM208 197V198H206ZM218 197V198H217ZM3 198V199H2ZM13 200H12V199ZM29 198V199H28ZM40 198V199H39ZM66 198V199H65ZM72 198V200H71ZM95 200H94V199ZM98 198V199H97ZM139 198H142L138 200ZM146 198V200L144 199ZM167 198V199H166ZM182 198V199H181ZM188 198V199H187ZM196 198V199H195ZM203 198V199H202ZM216 198V199H215ZM222 198V199H221ZM242 198V199H241ZM74 199V200H73ZM76 199V200H75ZM88 199V200H87ZM108 199V201L106 200ZM112 202H110L111 200ZM144 199V200H143ZM163 199V200H162ZM165 199L167 201H165ZM193 199V200H192ZM199 199L201 201H199ZM209 199V200H208ZM257 201L255 204L253 200ZM23 200V201H22ZM39 200V201H38ZM86 200V201H85ZM100 200V201H99ZM106 200V202H105ZM198 200V201H196ZM241 200V201H240ZM21 202V204L19 202ZM54 201L55 203H53ZM64 201V202H63ZM84 203H83V202ZM93 201V202H92ZM135 201V204H134ZM160 201V202H158ZM163 201V202H162ZM182 201V202H181ZM191 201V202H190ZM194 201V202H193ZM204 204H203V202ZM240 201V202H239ZM246 201V200H245ZM261 203H260V202ZM24 202V203H23ZM59 202V204H58ZM134 207H132L131 203ZM179 202V204H176ZM201 202V204H199ZM209 202V203H208ZM29 203V206L27 205ZM53 203V204H52ZM62 203V204H61ZM76 203V204H75ZM80 203V204H79ZM152 203V204H151ZM155 203V204H154ZM159 203V204H158ZM184 203V204H183ZM206 203V204H205ZM220 203V204H219ZM246 203V202H245ZM16 204L18 206H16ZM69 204V205H65ZM81 204H84L83 206ZM89 204V205H88ZM98 204L97 208L96 205ZM100 204V205H99ZM107 204V206H106ZM158 204V207L157 205ZM173 204V205H172ZM199 204V205H198ZM221 204L223 206H221ZM229 205V203H227ZM261 204V205H260ZM62 205V206H61ZM64 205V206H63ZM77 205V206H76ZM111 205L114 207L112 208ZM127 205V206H128ZM177 205V207H175ZM179 205V206H178ZM198 205V206H197ZM205 205V206H203ZM212 205V206H211ZM220 205V206H219ZM246 205V204H245ZM259 205V207H258ZM20 206V207H19ZM60 206V207H59ZM73 206V207H72ZM75 206V207H74ZM104 206V207H102ZM203 206V207H202ZM218 206V207H217ZM227 206V207H226ZM241 206V205H240ZM5 207V208H4ZM59 207V208H58ZM67 207V208H66ZM68 207H70L68 209ZM77 207V209H76ZM82 207V208H81ZM102 207V209H101ZM107 207V208H106ZM111 207V208H109ZM145 207V208H144ZM174 207V208H172ZM184 209V210H182ZM186 209H185V208ZM198 207V208H197ZM200 207V210H199ZM214 207V209H213ZM219 207L224 210L219 211ZM230 208L232 205L229 206ZM245 207V206H244ZM257 207L259 209H257ZM16 208V209H15ZM21 210H20V209ZM28 210H27V209ZM52 208V209H51ZM89 210H87V209ZM227 208V209H226ZM230 208L228 209L230 212ZM239 208V207H238ZM246 208V207H245ZM2 209V210H1ZM66 209V210H65ZM72 209V210H71ZM104 209V210H103ZM109 209V210H108ZM146 209V212H145ZM196 209V210H195ZM248 209V205H247ZM74 210V211H73ZM82 210V211H81ZM92 210V212L90 211ZM103 210V211H102ZM106 210V214L103 213ZM175 218L178 216L177 219L174 221V217H172L173 211ZM181 210V211H180ZM188 210V211H187ZM198 210L201 212H198ZM203 210V211H202ZM213 212H211V211ZM26 211V212H25ZM44 211V212H43ZM48 211V212H47ZM70 211V212H69ZM88 211V212H86ZM98 211V212H97ZM138 211V212H137ZM149 211V212H148ZM156 211V212H155ZM170 211H172L170 213ZM209 211V212H208ZM216 211V212H215ZM219 211V212H218ZM224 211V212H223ZM22 212V213H21ZM30 212V213H29ZM65 212V213H64ZM67 212V213H66ZM74 212V214L72 213ZM76 212V213H75ZM81 212V213H80ZM95 212V213H93ZM97 212V213H96ZM103 214H102V213ZM145 212V213H144ZM162 212V213H161ZM191 212V213H190ZM198 214V217L196 213ZM208 212V213H206ZM254 212L256 217H254ZM47 213V214H45ZM91 213V214H89ZM148 213V214H147ZM166 213V214H165ZM170 213V214H169ZM183 213V216H182ZM216 213L217 215H215ZM73 214V215H71ZM83 214V215H82ZM95 214V215H94ZM111 214V215H110ZM138 214V215H137ZM221 214V216H220ZM223 214V216H225ZM254 214V215H252ZM10 215V216H9ZM17 215V216H16ZM19 215V216H18ZM28 215V216H26ZM33 215V216H32ZM47 215V217H46ZM56 215V216H55ZM66 215V216H65ZM71 215V216H70ZM90 215V216H89ZM93 215V216H92ZM103 215V216H102ZM158 215V216H157ZM170 215V216H169ZM177 215V216H176ZM186 215V216H185ZM215 216L213 218V216ZM53 216V217H52ZM69 216V217H68ZM84 216V217H83ZM95 216V217H94ZM107 216H111L109 219ZM116 216V217H115ZM169 218H168V217ZM197 216V217H196ZM219 216V217H218ZM253 216V217H252ZM12 217V218H11ZM58 217V218H57ZM90 217V219H89ZM128 217V218H127ZM132 217V218H131ZM152 219H151V218ZM182 219H181V218ZM197 219H196V218ZM216 217L219 219H216ZM52 218V219H50ZM57 218V222H54L53 224L52 220ZM74 218V219H73ZM88 218V219H87ZM101 220H100V219ZM104 218V219H103ZM126 218V219H125ZM167 218V220H166ZM187 218V220H186ZM189 218V219H188ZM200 220H199V219ZM202 218V220H201ZM213 218V219H212ZM222 218V219H221ZM249 218L247 220L249 221ZM11 219V220H10ZM13 219V220H12ZM15 219V220H14ZM26 219V220H25ZM43 219V220H42ZM51 221H50V220ZM66 219V220H65ZM76 219V220H75ZM96 219V220H94ZM98 219V220H97ZM103 219V221H102ZM109 220V228L107 227L106 231L102 232V227L105 226L106 220ZM138 219V221H137ZM150 219V220H149ZM156 221L154 222V220ZM161 219V220H160ZM196 219V220H195ZM204 219V221H203ZM221 219V220H220ZM24 220V222H23ZM39 220V221H38ZM41 220V221H40ZM70 220V221H69ZM83 220V221H82ZM85 220V221H84ZM105 220V221H104ZM113 220V221H112ZM126 220H130L129 222ZM136 224H135V222ZM142 220V222H141ZM148 220V221H147ZM173 220L175 223H173ZM199 220V225L198 221ZM246 220V221H247ZM21 221V222H20ZM30 221V222H29ZM46 221V222H44ZM67 223H66V222ZM100 221V222H99ZM105 222V224H101ZM158 221V222H157ZM161 221V223L159 222ZM169 221V222H168ZM196 221V222H195ZM204 223H202V222ZM210 221V222H209ZM244 224L247 229L246 231L243 230V233H241V239L240 241L242 243H246V241L249 242L244 244L242 247L240 245L234 246L231 251L235 250V247L242 252L244 249L247 248V245L249 248H252L253 246H259L260 244H255L253 240H256L254 238L259 237L258 233L255 232V234L252 236V228H254L252 225L254 223L249 222ZM36 222V223H35ZM59 222V223H58ZM65 222V223H64ZM72 222V223H71ZM85 222V223H84ZM89 222V223H88ZM112 222V223H111ZM148 222V223H147ZM188 222V223H187ZM195 222V223H194ZM219 222V223H218ZM23 223V224H22ZM32 223V224H31ZM70 223V224H69ZM87 223V224H86ZM99 223L101 225H99ZM132 223V224H131ZM154 223V224H153ZM163 223V224H162ZM183 223V224H182ZM191 223V224H190ZM198 225V227L194 228V224ZM245 223V222H244ZM3 224V225H2ZM21 224V225H20ZM54 226H52V225ZM121 224V225H122ZM153 224V225H151ZM190 224V225H189ZM7 225V227H6ZM18 225V226H17ZM56 225V226H55ZM68 225V226H67ZM88 225V226H86ZM99 225V226H98ZM151 225V226H150ZM162 227H159V226ZM165 225V226H164ZM189 225V226H188ZM195 225V226H196ZM210 225V226H211ZM12 226V227H11ZM16 226V227H15ZM30 226V227H28ZM53 227V228H50ZM61 226V227H60ZM64 226V227H63ZM95 228H94V227ZM102 226V227H101ZM111 226V227H110ZM142 226V227H141ZM157 228H156V227ZM170 226H172L170 228ZM191 226V227H190ZM201 226V227H200ZM209 227L206 229V227ZM217 226V228H216ZM244 226V227H245ZM4 227V229H3ZM19 227V228H18ZM24 227V229H23ZM26 227V229H25ZM86 227V228H85ZM98 227V228H97ZM101 227V228H100ZM129 229H128V228ZM132 227V228H131ZM151 229H150V228ZM189 227V228H188ZM203 227V228H202ZM250 227V228H248ZM40 228V229H39ZM44 228V229H43ZM60 228V229H58ZM96 231L93 232L94 230ZM166 228L168 230H166ZM184 228V229H183ZM202 228V230H201ZM6 229V230H5ZM52 229V230H51ZM93 231H92V230ZM100 230L101 233H99L97 230ZM109 229V231H108ZM118 229V231H117ZM121 229L122 234H121ZM158 229V231H157ZM164 231H162V230ZM173 229V230H172ZM184 231H183V230ZM186 229V230H185ZM202 231V237L199 235V232ZM206 229V230H204ZM22 230V231H21ZM24 230L26 232L24 233ZM30 230V231H28ZM36 230V231H34ZM40 230V231H39ZM53 230H55V234L53 235ZM105 230V228H104ZM118 232L116 234V231ZM151 230V232H150ZM170 230V231H169ZM177 230V232H176ZM193 230V231H192ZM196 230V232H195ZM210 230V231H209ZM251 234H249V231ZM17 231V232H16ZM21 231V234L18 232ZM33 231V232H32ZM42 231V232H41ZM124 231V232H123ZM174 231V232H173ZM187 235H186V232ZM209 231V232H208ZM248 231V232H247ZM38 232V234H36ZM142 232V233H141ZM146 232V233H145ZM165 232V233H164ZM177 234H176V233ZM207 232V234H206ZM32 233V234H31ZM35 235H34V234ZM42 233L44 235L40 234ZM93 235H92V234ZM102 233H105L104 236H102ZM120 233V234H119ZM144 233L146 236H144ZM168 233L170 236H168ZM171 233V234H170ZM198 233V234H197ZM248 233V234H247ZM4 234V235H3ZM19 234V236H18ZM52 234V235H51ZM60 234V235H59ZM101 234V235H100ZM111 236V238L108 237ZM142 234V235H141ZM167 234V235H166ZM193 234L196 236H193ZM205 234V235H204ZM25 235V236H23ZM56 235V236H55ZM95 235V236H94ZM106 235V238H105ZM118 235V236H117ZM140 235V236H139ZM166 235V236H165ZM179 235V236H177ZM11 236V237H10ZM14 236V237H12ZM29 236L32 237V241L29 240ZM69 236V237H68ZM91 236V238H88ZM123 236V237H122ZM160 238H159V237ZM193 236V237H192ZM198 236H200L198 238ZM18 237V238H17ZM23 237V238H22ZM35 237V239H33ZM64 237V238H63ZM75 237V238H74ZM117 237V238H116ZM120 237V239H119ZM122 237V238H121ZM132 237V238H131ZM143 237V239H142ZM164 237V238H163ZM168 237V238H167ZM196 237V238H195ZM254 237V238H253ZM262 237V236H261ZM17 238V239H16ZM22 238V239H21ZM39 238H41L39 240ZM52 238V239H51ZM62 238V240H61ZM167 238V239H166ZM191 238V239H190ZM240 238V237H239ZM263 238V237H262ZM261 238V239H262ZM4 239V240H3ZM9 239V240H7ZM14 239V240H13ZM19 239V241H18ZM37 239V240H36ZM91 239V240H90ZM142 239V240H141ZM148 239V240H147ZM160 239V240H159ZM164 239V240H163ZM198 239V240H194ZM7 240V241H6ZM11 240V244L10 241ZM34 240H36L34 242ZM51 240V241H50ZM93 240V242H92ZM109 240V243H108ZM111 240V241H110ZM119 240V243H118ZM133 240V241H132ZM155 240V241H154ZM200 240V241H199ZM246 240V241H245ZM251 240V241H250ZM77 241V242H76ZM86 241V242H85ZM106 243H104V242ZM125 243H123V242ZM127 243H126V242ZM177 241L176 242H173ZM184 241V242H182ZM195 241V242H194ZM16 242V243H15ZM32 242V243H31ZM52 242V243H51ZM68 242V243H67ZM87 243V249L85 251L88 256H86V252L83 251L84 245L82 244ZM104 244H103V243ZM116 242V243H115ZM120 242H122L120 244ZM142 242V244H140ZM193 242L194 245L191 243ZM200 242V243H201ZM4 243V245H3ZM22 245L20 246L19 244ZM91 243V244H90ZM95 243V244H94ZM118 243V244H117ZM139 243V244H138ZM173 243V244H172ZM183 243V244H182ZM253 243V245L250 244ZM57 244V245H56ZM117 244V245H115ZM124 244V245H123ZM166 244V245H164ZM169 244V245H168ZM255 244V245H254ZM52 245L55 246V248L52 247ZM60 245V246H59ZM81 245V246H79ZM83 245V246H82ZM91 245L90 249H88ZM121 245V246H119ZM174 245V246H173ZM191 245V246H190ZM197 248H196V246ZM76 246V247H75ZM102 246V247H101ZM109 246V247H106ZM114 246V247H112ZM164 246V247H162ZM172 246V247H171ZM183 246H187L184 247ZM251 246V247H250ZM18 247V248H16ZM26 247V248H25ZM36 247V248H35ZM52 247V248H50ZM82 247V248H81ZM101 247V248H100ZM109 248L111 249V252L109 253H117L114 254V258L110 256V254H107L104 257L103 248ZM144 247V248H143ZM176 247V248H175ZM178 247V249H177ZM182 247V248H181ZM195 247V248H194ZM239 247V248H238ZM245 247V248H244ZM256 247V248H257ZM7 248V249H6ZM13 248V249H12ZM61 248V250H60ZM80 248V249H79ZM121 248V250H120ZM153 248V249H152ZM169 248V249H168ZM181 248V249H180ZM191 248V249H189ZM193 248V249H192ZM249 248L244 250L242 253L245 254V251H249ZM10 249V251H8ZM18 249V250H17ZM33 249V250H32ZM53 249V250H49ZM59 249V250H58ZM72 249V250H71ZM82 249V250H81ZM137 249V250H135ZM183 249V250H182ZM196 249L195 253L194 250ZM16 250V251H14ZM35 250V251H34ZM46 250V251H45ZM48 250V251H47ZM70 250V251H69ZM82 252H81V251ZM117 252H116V251ZM119 250V251H118ZM188 250V251H187ZM260 250V249H258ZM53 251V252H51ZM79 251V252H78ZM89 251V252H88ZM93 251V252H90ZM101 251V252H100ZM186 251L188 254H186ZM2 252V253H1ZM65 252V253H64ZM78 252V253H77ZM119 252V253H118ZM145 252V253H143ZM158 254H157V253ZM164 252V256L165 253ZM179 252V253H178ZM181 252V253H180ZM194 254H193V253ZM198 252V254L196 253ZM239 252V253H240ZM16 253V254H15ZM55 253V254H54ZM63 253V254H62ZM7 256H6V255ZM45 254V255H44ZM50 254V257H49ZM54 254V255H53ZM179 254V256H178ZM185 254V255H184ZM233 254V253H231ZM255 254V255H254ZM16 255V256H15ZM48 255V256H47ZM56 255V256H55ZM66 255V256H65ZM85 255V257H84ZM94 255V256H93ZM103 255V256H102ZM135 255V256H134ZM184 255V256H183ZM189 255V256H188ZM214 255L213 253L210 255L212 257ZM250 255V254H249ZM254 255V256H253ZM253 257H249L247 263L253 264V260L251 259L255 258L256 252L253 253ZM44 256V257H43ZM65 256V257H64ZM90 256V257H89ZM92 256V257H91ZM144 256V257H143ZM155 256V257H154ZM37 258V255L35 256ZM48 257V258H47ZM56 257V259L54 258ZM84 257V259H83ZM89 259H88V258ZM104 257V258H103ZM118 257V258H117ZM189 257V258H187ZM229 257V258H228ZM227 259L229 261H232L234 259V255L230 256L228 255ZM12 258L13 260H15ZM37 258V259H38ZM107 258V260H106ZM111 258V259H110ZM120 258V259H119ZM155 258V259H154ZM182 258V259H181ZM186 258V259H185ZM231 258V259H230ZM243 258V257H240ZM4 259H6L4 261ZM50 259V260H49ZM54 262H53V260ZM58 259V260H57ZM77 259V261H76ZM96 262H95V260ZM100 259V260H99ZM110 259V261H109ZM133 259V260H132ZM134 259H136L134 261ZM146 259V260H145ZM154 259V260H153ZM223 259V258H222ZM48 260V261H47ZM63 260V261H62ZM87 260V262H86ZM90 260H92L90 262ZM114 260V261H113ZM118 260V261H117ZM151 260H153L151 262ZM180 260V261H179ZM187 260V261H186ZM226 260V259H225ZM2 261V263H1ZM43 261V262H42ZM58 261V262H57ZM100 261V263H99ZM139 261V262H138ZM186 261V262H185ZM201 264L202 260H199ZM204 261V259H203ZM207 258L205 259L204 263H206ZM137 262V263H136ZM192 263V262H191ZM231 264V262H229Z\"/></svg>",
	"mask_w": 264,
	"mask_h": 264
},
{
	"label": "bare ground",
	"instance_id": "2",
	"mask_svg": "<svg viewBox=\"0 0 264 264\" xmlns=\"http://www.w3.org/2000/svg\"><path fill=\"white\" fill-rule=\"evenodd\" d=\"M17 1H18V4H17ZM28 1H31V0H5V3H4V6H3V8L2 7H0V12H1V17H0V32L2 31V29H6V28H10V29H12L13 30V28H11V27H13L12 26V23H13V21H14V19H15V17L17 16V14H19L20 12H21V15L20 16H26L27 18H28V13H25V11H22V10H25L24 9V7H22V6H28L29 5V3H28V5L26 4V2H28ZM33 1V0H32ZM35 1V0H34ZM41 1V0H40ZM43 1V0H42ZM89 1V0H88ZM94 1V0H93ZM138 1V0H137ZM163 1H165V0H139V3L141 2V4L139 5V3H138V9H139V7H140V10H135L136 12H135V14H133V13H129L130 14V19H129V23H128V25L130 26V28H133V29H138V30H146L147 29V25H148V21L147 22H145L146 20H147V18H148V16H151V14L149 15V13L151 12H149V7H152V6H150L151 4H156V6L157 5H159L160 4V2H163ZM188 1V0H187ZM213 1V0H212ZM247 1V0H246ZM260 0H258V2H259ZM47 2V1H46ZM55 2H57V1H55ZM120 2V1H119ZM129 2V1H128ZM132 2V1H131ZM242 2V1H241ZM249 2V1H248ZM34 3V2H33ZM232 3V2H231ZM247 3V2H246ZM15 4L17 5V9H20V11H19V13H17V10H16V7H15ZM30 4H31V2H30ZM39 4V3H38ZM58 4V3H57ZM85 4V3H84ZM103 4V3H102ZM108 4V3H107ZM122 4V3H121ZM183 4H185V3H183ZM234 4V3H233ZM245 4V3H244ZM83 5V4H82ZM97 5H99V4H97ZM101 5V4H100ZM110 5V4H109ZM128 5H129V3H128ZM131 5V4H130ZM252 5V4H251ZM41 6V5H40ZM89 6V5H88ZM94 6H95V4H94ZM121 6V5H120ZM120 6H118V7H120ZM163 6V5H162ZM230 6V5H229ZM238 6V5H237ZM236 6V7H237ZM258 6V5H257ZM18 7H20V8H18ZM49 7H51L50 5H49ZM58 7V6H57ZM82 7V6H81ZM98 7V6H97ZM103 7V6H102ZM105 7V6H104ZM108 7V6H107ZM114 7V6H113ZM124 7V6H123ZM159 7V6H158ZM171 7V6H170ZM209 7V6H208ZM262 7V6H261ZM1 8H2V10H1ZM28 9H29V7H27ZM47 8V7H46ZM70 8V7H69ZM157 9V7H154V9ZM182 8V7H181ZM180 8V9H181ZM230 8V7H229ZM242 8V7H241ZM240 8V9H241ZM109 9V8H108ZM113 9V8H112ZM116 9H118V8H116ZM127 9H129V8H127ZM153 8L151 9L152 11H154L155 12V10H154ZM161 9V8H160ZM214 9H215V5H214ZM228 9V8H227ZM238 9V8H237ZM256 9V8H255ZM37 10V9H36ZM61 10V9H60ZM72 10V9H71ZM121 10V9H120ZM122 10H123V8H122ZM244 10V9H243ZM242 10V11H243ZM29 11V10H28ZM35 11V10H34ZM45 11V10H44ZM95 11V10H94ZM117 12H120L119 11V9L118 10H116ZM115 11V12H116ZM134 11V10H133ZM160 11V10H159ZM164 11V10H163ZM215 11V10H214ZM233 11H235V10H233ZM254 11V10H253ZM37 12V11H36ZM76 12V11H75ZM84 12V11H83ZM106 12V11H105ZM114 12V11H113ZM184 12V11H183ZM261 12H262V10H261ZM34 13V12H33ZM61 13H62V10H61ZM71 13V12H70ZM91 13H93V12H91ZM101 13V12H100ZM109 13V12H108ZM107 13V14H108ZM137 13V14H136ZM156 13H157V11H156ZM177 13V12H176ZM224 13V12H223ZM222 13V14H223ZM235 13V12H234ZM77 14V13H76ZM104 14V13H103ZM112 14H114V16H115V13H112ZM133 14V15H132ZM160 14V13H159ZM232 14V13H231ZM244 14V13H243ZM263 14H264V12H263ZM34 15V14H33ZM43 15V14H42ZM79 15H80V13H79ZM90 15H92V14H90ZM95 15V14H94ZM102 15V14H101ZM122 15V14H121ZM120 15V16H121ZM168 15V14H167ZM172 15V14H171ZM180 15V14H179ZM227 15V14H226ZM225 15V16H226ZM252 15V14H251ZM19 16V17H20ZM30 16H31V14H30ZM45 16V15H44ZM85 16V15H84ZM89 16V15H88ZM98 16V15H97ZM96 16V17H97ZM110 16V18L111 17H113V15L111 16V15H109ZM108 16V17H109ZM124 16V15H123ZM128 16V15H127ZM156 16V15H155ZM234 16V15H233ZM41 17H43V16H41ZM76 17V16H75ZM107 17V16H106ZM167 17V16H166ZM170 17V16H169ZM235 17V16H234ZM240 17V16H239ZM21 18H23V17H21ZM35 18V17H34ZM51 18V17H50ZM56 18V17H55ZM74 18V17H73ZM99 18V17H98ZM109 18V19H110ZM123 18V17H122ZM161 18V17H160ZM179 18H181V17H179ZM222 18V17H221ZM238 18V17H237ZM52 19V18H51ZM69 19V18H68ZM85 19V18H84ZM83 19V20H84ZM96 19V18H95ZM163 19V18H162ZM215 19V18H214ZM252 19H253V17H252ZM252 19H250V22H252L251 20ZM257 19H259V18H257ZM17 20H20V18L19 19H17ZM26 20V19H25ZM31 20V19H30ZM53 20V19H52ZM74 20V19H73ZM114 20H115V18H114ZM122 20V19H121ZM126 20V19H125ZM164 20V19H163ZM202 20V19H201ZM225 20V19H224ZM223 20V21H224ZM237 20V19H236ZM27 21V20H26ZM81 21V20H80ZM85 21V20H84ZM156 21H157V19H156ZM180 21L181 20H179V23H180ZM254 21V20H253ZM264 21V20H263ZM17 22V21H16ZM20 22V21H19ZM23 22V21H22ZM29 22H31V21H29ZM35 22V21H34ZM33 22V23H34ZM48 22V21H47ZM46 22V23H47ZM57 22V21H56ZM62 22V21H61ZM60 22V23H61ZM75 22V21H74ZM111 22V21H110ZM110 22H109V24H110ZM150 22V21H149ZM153 22V21H152ZM227 22V21H226ZM255 22V21H254ZM257 22V21H256ZM21 23V22H20ZM24 23V22H23ZM22 23V24H23ZM36 23V22H35ZM59 23V22H58ZM67 23V22H66ZM65 23V24H66ZM70 22H68V24H69ZM120 23V22H119ZM237 23V22H236ZM246 23H247V21H246ZM253 23V22H252ZM18 24V23H17ZM31 24V23H30ZM51 24V23H50ZM76 24H78V23H76ZM98 24V23H97ZM104 24V23H103ZM112 24H113V22H112ZM115 24V23H114ZM113 24V25H114ZM158 24H160V23H158ZM234 24V23H233ZM251 24V23H250ZM255 24V23H254ZM15 25V24H14ZM20 25V24H19ZM36 25V24H35ZM52 25V24H51ZM127 25V26H128ZM152 25V24H151ZM174 26H175V24H173ZM179 25V24H178ZM188 25V24H187ZM201 25V24H200ZM229 25V24H228ZM245 25V24H244ZM252 25V24H251ZM256 25V24H255ZM18 26V25H17ZM23 26V25H22ZM48 26V25H47ZM68 26V25H67ZM67 26H66V28H67ZM70 26H72V24L70 25ZM76 26V25H75ZM87 26V25H86ZM123 26H124V24H123ZM126 26V25H125ZM159 26V25H158ZM194 26V25H193ZM224 26H226V25H224ZM261 26V25H260ZM15 27H16V25H15ZM20 27V26H19ZM27 27V26H26ZM38 27V26H37ZM51 27V26H50ZM96 27V26H95ZM106 27V26H105ZM104 27V28H105ZM151 27V26H150ZM156 27H157V25H156ZM168 27V26H167ZM244 27V26H243ZM49 28V27H48ZM75 28V27H74ZM73 28V29H74ZM90 28V27H89ZM93 28V27H92ZM103 28V29H104ZM162 28H163V26H162ZM170 28V27H169ZM176 28V27H175ZM178 28V27H177ZM225 28V27H224ZM261 28V27H260ZM16 29V28H15ZM46 29V28H45ZM45 29H44V31H45ZM54 29V28H53ZM63 29V28H62ZM72 29V28H71ZM75 29H77V28H75ZM121 29V28H120ZM126 29V28H125ZM155 29V28H154ZM259 29V28H258ZM52 30V29H51ZM122 30V29H121ZM130 30H132V29H130ZM138 30L134 33V30H132V32H130L131 34L129 35V33H128V35L129 36H131V38H134L135 39V37H133V34H134V36H136L137 35V33H139L140 34V32H138ZM192 30V29H191ZM198 30H200V28L198 29ZM208 30V29H207ZM220 30V29H219ZM223 30V29H222ZM235 30V29H234ZM9 31V30H8ZM7 31V32H8ZM61 31V30H60ZM75 31V30H74ZM88 31V30H87ZM91 31V30H90ZM109 31V30H108ZM122 31H124V30H122ZM126 31V30H125ZM125 31L123 32V33H125ZM163 31V30H162ZM177 31V30H176ZM181 31V30H180ZM241 31V30H240ZM250 31V30H249ZM254 31V30H253ZM256 31V30H255ZM254 31V32H255ZM7 32H2V33H0V95H2V85H3V82L6 80V78L8 79L10 76H12V75H10L11 73H9L10 72V70H11V66H12V64H11V59L10 58H8V50H10L9 49V44H10V42H11V40H12V35H15V33H17V32H15V30L14 31H12L11 33H7ZM15 32V33H14ZM32 32H34V31H32ZM62 32V31H61ZM72 32V31H71ZM97 32H99V31H97ZM106 32H107V30H106ZM145 32H147V30L145 31ZM145 32H143L142 34H144ZM179 32V31H178ZM198 31H196V33H197ZM206 32V31H205ZM204 32V33H205ZM238 32V31H237ZM260 32H261V30H260ZM35 33V32H34ZM46 33V32H45ZM52 33V32H51ZM96 33V32H95ZM119 33H121V35H122V32H120L119 31ZM148 33V32H147ZM152 33V32H151ZM155 33V32H154ZM191 33V32H190ZM225 33V32H224ZM250 33V32H249ZM256 33V32H255ZM18 34V33H17ZM21 34V33H20ZM25 34V33H24ZM58 34V33H57ZM64 34V33H63ZM74 34V33H73ZM88 33H86L85 35H87ZM105 34V33H104ZM103 34V35H104ZM115 34V33H114ZM156 34V33H155ZM167 34V33H166ZM165 34V35H166ZM175 34V33H174ZM198 34V33H197ZM214 34V33H213ZM234 34H235V32H234ZM251 34V33H250ZM264 34V33H263ZM111 35H113V34H111ZM116 35V34H115ZM121 35H118V36H121ZM127 35V36H128ZM157 35V34H156ZM165 35H163V36H165ZM220 35V34H219ZM223 35V34H222ZM228 35V34H227ZM238 35V34H237ZM243 35V34H242ZM254 35H256V34H254ZM257 35H258V33H257ZM31 36V35H30ZM34 36V35H33ZM66 36V35H65ZM91 36V35H90ZM114 36V35H113ZM210 36V35H209ZM240 36V35H239ZM55 37V36H54ZM53 37V38H54ZM58 36H56V38H57ZM82 37V36H81ZM103 37V36H102ZM107 37V36H106ZM139 37L140 38H137V39H139V42H141L140 41V39H142V38H145V37H142V35L140 36L139 35ZM142 37V38H141ZM167 37V36H166ZM213 37V36H212ZM219 37V36H218ZM221 37V36H220ZM223 37V36H222ZM243 37V36H242ZM246 37H248V35L246 36ZM252 37H254V36H251V38ZM257 37V36H256ZM259 37V36H258ZM263 37H264V35H263ZM25 38V37H24ZM27 38V37H26ZM25 38V39H26ZM46 38V37H45ZM48 38V37H47ZM59 38V37H58ZM60 38H62L61 37V35H60ZM91 37H89L88 39H90ZM124 38V37H123ZM149 38V37H148ZM152 38V37H151ZM176 38V37H175ZM180 38V37H179ZM214 38H215V36H214ZM16 39H18V38H16ZM15 39V40H16ZM21 40H22V38H20ZM28 39V38H27ZM26 39V40H27ZM55 39V38H54ZM64 39V38H63ZM129 39H130V37H129ZM137 39H135V40H137ZM164 39V38H163ZM171 39V38H170ZM185 39V38H184ZM206 39V38H205ZM241 40L242 39H244V38H240ZM257 39V38H256ZM35 40V39H34ZM43 40V39H42ZM51 40V39H50ZM83 40V39H82ZM85 40V39H84ZM118 40V39H117ZM176 40V39H175ZM189 40V39H188ZM217 40V39H216ZM250 40V39H249ZM57 41V40H56ZM119 41V40H118ZM153 41V40H152ZM168 41V40H167ZM201 41V40H200ZM199 41V42H200ZM215 41V40H214ZM214 41H212V42H214ZM255 41V40H254ZM259 41H260V39H259ZM20 42V41H19ZM41 42V41H40ZM61 42V41H60ZM67 42V41H66ZM75 42V41H74ZM97 42V41H96ZM121 42H124V41H121ZM126 42V41H125ZM132 42H134V41H132ZM136 42V41H135ZM161 42V41H160ZM165 42H166V40H165ZM180 42V41H179ZM202 42V41H201ZM250 42V41H249ZM23 43V42H22ZM64 43V42H63ZM72 43V42H71ZM88 43V42H87ZM94 43V42H93ZM92 43V44H93ZM120 43V42H119ZM127 43V42H126ZM130 43H131V39H130ZM143 41H142V45H143ZM147 43V42H146ZM219 43V42H218ZM244 43V42H243ZM258 43V42H257ZM20 44V43H19ZM56 44H58V43H56ZM69 44V43H68ZM72 44H75V43H72ZM107 44V43H106ZM116 44V43H115ZM135 44H137V43H131L130 45H134V49L132 50H129V51H127V52H125L123 55H122V57H119L118 58V60L116 61V60H114V59H111L112 61H114V63L113 62H111V64H110V66L109 67H112L113 69H111V71H109L108 72V70H106L108 73L106 74L105 73V76L106 75H113L112 77L114 78V74H116V76H117V78H118V76L120 75V73H123V72H125L126 70H128V72H129V68H131L132 67V65L135 63V61H137V60H139V57L141 56V54L143 55V51H142V46H141V43H138V44H140V46L139 45H137V46H139V47H137ZM149 44V43H148ZM152 44V43H151ZM170 44V43H169ZM174 44V43H173ZM189 44V43H188ZM200 44V43H199ZM198 44V45H199ZM211 44V43H210ZM237 44H238V42H237ZM259 45L261 44V43H258ZM38 45V44H37ZM55 45V44H54ZM66 45H67V43H66ZM89 46H90V44H88ZM114 45V44H113ZM117 45V44H116ZM161 45V44H160ZM172 45V44H171ZM204 45V44H203ZM247 45H248V43H247ZM65 46V45H64ZM64 46H63V49H64ZM70 46V45H69ZM82 46V45H81ZM89 46H88V48H89ZM97 46V45H96ZM135 46H136V48H135ZM144 46V45H143ZM149 46V45H148ZM170 46V45H169ZM218 46V45H217ZM223 46V45H222ZM242 46V45H241ZM255 46V45H254ZM17 47V46H16ZM23 47V46H22ZM27 47V46H26ZM44 47V46H43ZM49 46H47V48H48ZM66 47V46H65ZM74 47V46H73ZM103 47V46H102ZM101 47V48H102ZM112 47H114V46H112ZM130 47V46H129ZM128 47V48H129ZM172 47H173V45H172ZM181 47V46H180ZM186 47H187V45H186ZM204 47H206V45L204 46ZM203 47V48H204ZM235 47H236V45H235ZM234 47V48H235ZM247 47V46H246ZM246 47H245V49H246ZM262 47V46H261ZM13 48V47H12ZM19 48H21V47H19ZM32 48V47H31ZM45 48V47H44ZM50 48V47H49ZM79 48H80V46H79ZM82 48V47H81ZM108 48V47H107ZM109 48H111L110 46H109ZM116 48V47H115ZM118 48V47H117ZM122 48V47H121ZM144 48V47H143ZM166 48V47H165ZM177 48V47H176ZM193 48V47H192ZM225 48V47H224ZM230 48V47H229ZM249 48H251V47H249ZM72 48H70V50H71ZM92 49H94V48H92ZM148 49V48H147ZM174 49V48H173ZM221 49V48H220ZM219 49V50H220ZM252 49H254V48H252ZM23 50V49H22ZM34 50V49H33ZM84 50V49H83ZM96 50V49H95ZM99 50V49H98ZM107 51H108V49H106ZM183 50H184V48H183ZM202 50V49H201ZM212 50V49H211ZM225 50V49H224ZM227 50H229V49H227ZM250 50V49H249ZM41 51V50H40ZM48 51V50H47ZM62 51H64V50H62ZM61 51V52H62ZM68 51V50H67ZM97 51V50H96ZM101 51V50H100ZM112 51V50H111ZM110 50H109V52H111ZM118 51V50H117ZM123 51V50H122ZM126 51V50H125ZM146 51V50H145ZM156 51V50H155ZM185 51V50H184ZM196 51V50H195ZM217 51V50H216ZM255 51V50H254ZM13 52V51H12ZM15 52V51H14ZM27 52V51H26ZM66 52V51H65ZM104 52V51H103ZM120 52V51H119ZM179 52V51H178ZM200 52V51H199ZM203 52V51H202ZM208 52V51H207ZM210 52V51H209ZM218 52V51H217ZM216 52V53H217ZM245 52V51H244ZM248 52V51H247ZM247 52H245V53H247ZM9 53H10V51H9ZM31 53H32V51H31ZM54 53H56V52H54ZM146 53V52H145ZM161 53H163V52H161ZM160 53V54H161ZM204 53V52H203ZM222 53H226V51L225 52H222ZM227 53H228V51H227ZM234 53V52H233ZM232 53V54H233ZM252 53H253V51H252ZM28 54V53H27ZM46 54H48V53H46ZM51 54V53H50ZM95 54V53H94ZM113 54V53H112ZM122 54V53H121ZM164 54V53H163ZM205 54V53H204ZM232 54H229V55H232ZM10 55V54H9ZM22 55H23V53H22ZM39 55H41V53L39 54ZM75 55V54H74ZM101 55V54H100ZM162 55V54H161ZM169 55V54H168ZM172 55V54H171ZM197 55V54H196ZM202 55V54H201ZM206 55H207V53H206ZM213 55V54H212ZM235 55V54H234ZM246 55H248V54H246ZM262 55H263V53H262ZM10 56H12V55H10ZM17 56V55H16ZM63 56V55H62ZM79 56V55H78ZM109 56V55H108ZM156 56V55H155ZM163 56V55H162ZM193 56V55H192ZM191 56V57H192ZM57 57V56H56ZM55 57V58H56ZM89 57V56H88ZM113 57V56H112ZM153 57V56H152ZM160 57V56H159ZM201 57H203V56H201ZM207 57V56H206ZM219 57V56H218ZM233 57V56H232ZM254 57V56H253ZM18 58H19V56H18ZM109 58V57H108ZM110 58H111V56H110ZM183 58V57H182ZM210 58V57H209ZM242 58V57H241ZM252 58V57H251ZM261 58V57H260ZM259 58V59H260ZM71 59V58H70ZM79 59V58H78ZM184 59V58H183ZM197 59H198V57H197ZM206 59V58H205ZM208 59V58H207ZM222 59V58H221ZM28 60V59H27ZM26 60V61H27ZM75 60V59H74ZM96 60V59H95ZM158 60V59H157ZM191 60V59H190ZM219 60V59H218ZM256 60H257V58H256ZM43 61H46V59L45 60H43ZM90 61V60H89ZM159 61V60H158ZM220 61V60H219ZM233 61V60H232ZM258 61V60H257ZM12 62L13 63H15L14 62V60H12ZM22 62V61H21ZM60 62H62V60L60 61ZM101 62V61H100ZM177 62V61H176ZM183 62V61H182ZM243 62V61H242ZM262 62V61H261ZM44 63V62H43ZM71 63V62H70ZM74 63V62H73ZM103 63V62H102ZM113 63V64H112ZM137 63V62H136ZM152 63V62H151ZM188 63V62H187ZM190 63V62H189ZM218 63V62H217ZM255 63H256V61H255ZM32 64V67H33V62L31 63ZM64 64V63H63ZM67 64V63H66ZM79 64V63H78ZM85 64H87V63H85ZM97 64V63H96ZM108 64V63H107ZM130 64V66L131 67H127V65H129ZM142 64V63H141ZM147 64H149V63H147ZM179 64V63H178ZM177 64V65H178ZM185 64V63H184ZM183 64V65H184ZM199 64V63H198ZM201 64V63H200ZM202 64H203V62H202ZM236 63H233V65H235ZM242 64V63H241ZM261 64V63H260ZM17 65V64H16ZM38 65V64H37ZM56 65H58V64H56ZM136 65V64H135ZM140 65V64H139ZM138 65V66H139ZM156 65V64H155ZM158 65V64H157ZM176 65V66H177ZM195 65V64H194ZM213 65V64H212ZM211 65V66H212ZM221 65V64H220ZM232 65V64H231ZM243 65V64H242ZM250 65V64H249ZM66 66V65H65ZM100 66V65H99ZM108 66V65H107ZM146 66V65H145ZM262 66V65H261ZM41 67V66H40ZM63 67V66H62ZM109 67H107L109 70H110V68ZM134 67H136V66H134ZM205 67V66H204ZM215 67V66H214ZM221 67V66H220ZM234 67V66H233ZM236 68H238L237 67V65L235 66ZM240 67V66H239ZM19 68V67H18ZM25 68V67H24ZM27 68H28V66H27ZM44 68V67H43ZM81 68V67H80ZM139 68V67H138ZM197 68V67H196ZM206 68V67H205ZM207 68H208V65H207ZM217 68V67H216ZM221 68H223V67H221ZM225 68H227V67H225ZM232 68V67H231ZM245 68V67H244ZM258 68V67H257ZM22 69V68H21ZM20 69V71H23V70H21ZM32 69V68H31ZM133 69V68H132ZM136 69V68H135ZM143 69H144V67H143ZM201 69V68H200ZM210 69V68H209ZM229 69V68H228ZM228 69H226V71L228 70ZM241 69V68H240ZM253 69V68H252ZM37 70V69H36ZM42 70V69H41ZM44 70V69H43ZM65 70V69H64ZM97 70V69H96ZM139 70V69H138ZM138 70H135V71H138ZM142 70V69H141ZM150 70V69H149ZM163 70V69H162ZM177 70V69H176ZM182 70V69H181ZM206 70V69H205ZM211 70V69H210ZM223 70H225V69H223ZM233 70V69H232ZM236 70V69H235ZM242 70V69H241ZM244 70V69H243ZM248 70V69H247ZM31 71V70H30ZM51 71V70H50ZM75 71V70H74ZM103 71V70H102ZM132 71V70H131ZM188 71V70H187ZM229 71V70H228ZM231 71V70H230ZM234 71V70H233ZM233 71H231V73H233ZM40 72V71H39ZM49 72V71H48ZM55 72H57V71H54V73ZM63 72V71H62ZM79 72V71H78ZM92 72V71H91ZM144 72V71H143ZM158 72V71H157ZM164 72V71H163ZM214 72H215V70H214ZM217 72V71H216ZM219 72H220V70H219ZM222 72V71H221ZM224 72V71H223ZM243 72V71H242ZM252 72V71H251ZM18 73V72H17ZM41 73V72H40ZM51 73V72H50ZM59 73V72H58ZM61 73V72H60ZM59 73V74H60ZM66 73V72H65ZM101 73V72H100ZM119 73V74H118ZM188 73V72H187ZM190 73V72H189ZM211 73V72H210ZM213 73V72H212ZM211 73V74H212ZM20 74V73H19ZM30 74H32V73H30ZM48 74V73H47ZM74 74V73H73ZM103 74H104V72H103ZM125 74V73H124ZM127 74V73H126ZM134 74V73H133ZM145 74V73H144ZM148 74V73H147ZM203 74H206V73H203ZM214 74V73H213ZM213 74H212V76H213ZM221 74V73H220ZM219 74V75H220ZM240 74V73H239ZM10 75V76H9ZM14 75V74H13ZM50 75V74H49ZM54 75V74H53ZM98 75V74H97ZM149 75V74H148ZM174 75V74H173ZM9 76V77H8ZM17 76V75H16ZM31 76V75H30ZM40 76V75H39ZM61 76H62V73H61ZM121 76V75H120ZM141 76V75H140ZM144 76V75H143ZM151 76V75H150ZM191 76H192V74H191ZM202 76H205V75H202ZM211 76V75H210ZM215 76H216V73H215ZM257 76V75H256ZM14 77V76H13ZM23 77H25V75L23 76ZM46 77V76H45ZM49 77V76H48ZM54 77H55V75H54ZM104 77V76H103ZM112 77L111 78H107V79H105V81H107L108 83H109V85H112V83H113V81L114 80H116L115 78L112 80ZM227 77H228V75H227ZM236 77V76H235ZM35 78H37V77H35ZM43 78V77H42ZM50 78V77H49ZM68 78H69V76H68ZM122 78H124V77H122ZM134 78V77H133ZM132 78V79H133ZM189 78V77H188ZM191 78V77H190ZM16 79V78H15ZM26 79V78H25ZM32 79V78H31ZM55 79V78H54ZM53 79V80H54ZM73 79V78H72ZM83 79V78H82ZM97 79V78H96ZM101 79V78H100ZM99 79V83H97V84H95L94 83V81H93V84L94 85H91V87H90V89L88 90L89 92H92V93H94L95 95H94V97H96V95H97V97H99L98 98V100L99 99H101V97H102V95H104L105 94V92H106V90H107V88H108V86H106V84H105V81H104V79L102 78V80H100ZM140 79V78H139ZM209 79L210 80H212L213 78L211 77H209ZM217 79V78H216ZM222 79V78H221ZM230 79V78H229ZM232 79V78H231ZM10 80V79H9ZM23 80V79H22ZM45 80V79H44ZM60 80V79H59ZM92 80V79H91ZM98 80V79H97ZM96 80V81H97ZM121 80V79H120ZM129 80V79H128ZM193 80V79H192ZM208 80V79H207ZM218 80H219V78H218ZM218 80H217V82H218ZM224 80V79H223ZM233 80V79H232ZM15 81H17V80H15ZM30 81V80H29ZM55 81V80H54ZM122 81V80H121ZM124 81V80H123ZM122 81V82H123ZM173 81V80H172ZM209 81V80H208ZM237 81V80H236ZM243 81H244V79H243ZM250 81V80H249ZM24 82V81H23ZM28 82V81H27ZM36 82V81H35ZM84 82V81H83ZM184 82V81H183ZM199 82V81H198ZM205 82V81H204ZM204 82H201V83H204ZM211 81H209L208 83H210ZM214 82H216V80L214 81L213 80V83ZM223 82H225V81H223ZM230 82V81H229ZM260 82H262V81H260ZM55 83V82H54ZM131 83V82H130ZM133 83H134V81H133ZM185 83H186V80H185ZM192 83V82H191ZM193 83H195V82H193ZM196 83H197V81H196ZM206 83V82H205ZM219 83V82H218ZM232 83V82H231ZM257 83H258V81H257ZM263 83V82H262ZM6 83H4V85H5ZM10 84V83H9ZM25 84H26V82H25ZM34 84V83H33ZM32 84V87L34 86ZM40 84H41V82H40ZM62 84V83H61ZM69 84V83H68ZM76 84V83H75ZM87 84H89L88 82H87ZM116 83H114L113 84V86L115 85ZM132 84V83H131ZM137 84V83H136ZM141 84V83H140ZM187 84H188V82H187ZM198 84V83H197ZM207 84V83H206ZM253 84V83H252ZM23 86H21V87H24V84H22ZM29 85H31V84H29ZM43 85V84H42ZM60 85V84H59ZM64 85H67L66 83L64 84ZM90 85V84H89ZM117 85V84H116ZM185 85V84H184ZM194 86H195V84H193ZM208 85V84H207ZM228 85H229V83H228ZM230 85H232V84H230ZM242 85V84H241ZM41 86V85H40ZM52 86V85H51ZM63 86V85H62ZM87 86V85H86ZM85 86V87H86ZM125 86V85H124ZM130 86H132V85H130ZM129 86V87H130ZM136 86V85H135ZM186 86V85H185ZM184 86V87H185ZM187 86H189V85H187ZM186 86V87H187ZM194 86H192L193 88H194ZM198 86H200V84H198ZM204 86H206V85H204ZM212 86V88H217L218 86H216V85H210V86H208V87H206V88H208L207 90H208V93H209V88ZM213 86H215V87H213ZM227 86V85H226ZM252 86V85H251ZM255 86V85H254ZM253 86V87H254ZM263 86V85H262ZM17 87V86H16ZM28 87V86H27ZM83 87V86H82ZM84 87V88H85ZM112 87V86H111ZM110 86H109V88L108 89H110L111 88ZM118 87V86H117ZM122 87V86H121ZM134 87V86H133ZM175 87H176V85H175ZM203 87V86H202ZM260 87V86H259ZM14 88V87H13ZM36 88V87H35ZM44 88V87H43ZM48 88V87H47ZM50 88V87H49ZM62 88V87H61ZM64 88V87H63ZM95 88V89H94ZM116 88V87H115ZM124 88V87H123ZM205 88V89H206ZM219 88H220V84H219ZM223 88V87H222ZM119 89H121L122 90V88H119ZM139 89V88H138ZM158 89V88H157ZM185 89V88H184ZM204 89V90H205ZM226 89V88H225ZM224 89V90H225ZM230 89V88H229ZM232 89V88H231ZM262 89V88H261ZM53 90V89H52ZM93 90V91H92ZM134 90V89H133ZM132 90V91H133ZM183 90V89H182ZM181 90V91H182ZM212 89H210V91H211ZM219 89H217L216 91H218ZM250 90V89H249ZM12 91V90H11ZM16 91V90H15ZM31 91V90H30ZM41 91V90H40ZM58 91V90H57ZM62 91V90H61ZM79 91V90H78ZM86 92L85 94H89V92ZM105 91V92H104ZM178 91V90H177ZM176 91V92H177ZM198 91H200V90H198ZM213 91V90H212ZM211 91V92H212ZM244 91V90H243ZM251 91H252V89H251ZM8 92V91H7ZM22 92V91H21ZM33 92H34V90H33ZM53 92V91H52ZM109 92V91H108ZM151 92V91H150ZM202 92V91H201ZM214 92V91H213ZM220 92V91H219ZM226 92V91H225ZM238 92H240V91H238ZM20 93V92H19ZM26 93V92H25ZM56 93V92H55ZM68 93V92H67ZM72 93V92H71ZM104 93V94H103ZM175 93V92H174ZM199 93V92H198ZM205 93V92H204ZM207 93V94H208ZM222 91H221V96H223L222 95ZM244 93V92H243ZM261 93V92H260ZM84 94V93H83ZM84 94V95H85ZM194 94V93H193ZM214 94V93H213ZM216 94H218L217 92H216ZM225 94V93H224ZM235 94H236V92H235ZM234 94V95H235ZM64 95V94H63ZM99 95V96H98ZM122 95V94H121ZM126 95V94H125ZM132 95V94H131ZM174 95V94H173ZM190 95V94H189ZM220 95V94H219ZM238 95V94H237ZM256 95V94H255ZM16 96V95H15ZM20 96H21V94H20ZM30 96V95H29ZM72 96V95H71ZM81 96V95H80ZM89 96V95H88ZM106 96V95H105ZM139 96V95H138ZM146 96V95H145ZM160 96V95H159ZM159 96H158V98H159ZM180 96H182V95H180ZM195 96V95H194ZM196 96H197V93H196ZM205 96V95H204ZM210 96V95H209ZM221 96L219 97L220 99H221ZM228 96V95H227ZM226 96V97H227ZM239 96H240V94H239ZM246 96V95H245ZM248 96V95H247ZM264 96V95H263ZM7 97V96H6ZM42 97H44L43 95H42ZM90 97H91V95H90ZM104 97V96H103ZM110 97V96H109ZM132 97V96H131ZM191 97V96H190ZM210 97H212V96H210ZM214 97V96H213ZM224 97V96H223ZM222 97V98H223ZM16 98V97H15ZM76 98V97H75ZM77 98H78V96H77ZM84 98H87V97H85L84 96ZM116 98H117V96H116ZM168 98V97H167ZM177 98V97H176ZM206 98V97H205ZM205 98H204V100H205ZM238 98V97H237ZM247 98V97H246ZM256 98V97H255ZM5 99V98H4ZM97 99V98H96ZM144 99H146V97L144 98ZM173 99V98H172ZM183 99V98H182ZM189 99V98H188ZM219 99V100H220ZM234 99V98H233ZM239 99V98H238ZM251 99V98H250ZM252 99H253V97H252ZM7 100V99H6ZM16 100H18V99H16ZM54 100V99H53ZM117 100V99H116ZM143 100V99H142ZM207 100H208V98H207ZM211 99H209L208 100V102L210 101ZM264 100V99H263ZM21 101V100H20ZM24 101V100H23ZM32 100H30V102H31ZM47 101V100H46ZM45 101V102H46ZM52 101V100H51ZM55 101V100H54ZM68 101V100H67ZM76 101V100H75ZM77 101H79V102H77V103H79V106L77 107L76 105H78V104H76L75 106H72V107H74L75 108V110H74V108H73V110H71L72 108L70 107V108H67V111H65L64 110V113H60L61 115H59V116H57L59 119H61L60 121H58L59 123H61V124H59V126H53V124H54V122H53V120H52V117H50L49 115H45V113L44 112H46V111H44L43 109H39L38 108V106L37 105H33V104H31V103H27V106H26V104L25 105H23V106H25L26 107V110L25 111H27V113H28V115L30 116V117H27L26 119H25V122L23 123V124H21L20 122V127H18V129H19V134H24L25 133V135H23V137H25V138H30V139H33L34 140V142L36 141V142H38V145L40 144V143H42V146L43 145H46V144H48V147L46 148V149H48V150H46V151H44V154H43V158H44V164L47 166V168L50 170V171H48L47 170V174H48V172H50L51 174L52 173H55V175H56V173L57 172H53L52 170L53 169H55V171H57L56 170V168L58 167V165H60V162H62L63 160V154L64 153H62V152H64V149H65V146H66V138H64L65 136H68V138H70L72 135L71 134H74V132L75 131H73L72 132V129H74V130H76L75 128H74V125H75V123H76V121L77 120H79V118H80V115L81 114H83V112H81L82 110H85V109H87V106H85V105H87V103L85 104L83 101H85L82 97H79L78 99H77ZM87 101V100H86ZM85 101V102H86ZM102 101V100H101ZM104 101V100H103ZM150 101H151V99H150ZM155 101H157V100H155ZM169 101V100H168ZM191 101H192V99H191ZM193 101H195V100H193ZM192 101V102H193ZM196 101H197V98H196ZM218 101V100H217ZM14 102V101H13ZM25 102V101H24ZM37 102V101H36ZM42 102V101H41ZM94 101H92V103H93ZM100 102V101H99ZM105 102V101H104ZM164 102V101H163ZM167 102V101H166ZM170 102V101H169ZM185 102V101H184ZM203 102V101H202ZM213 102V101H212ZM219 102V101H218ZM222 102V101H221ZM225 102V101H224ZM2 103V102H1ZM136 103V102H135ZM146 103V102H145ZM171 103H172V101H171ZM175 103H177V102H175ZM174 103V104H175ZM188 103H190V102H188ZM215 103H216V101H215ZM220 103V102H219ZM236 103H238V102H236ZM4 104V103H3ZM10 104V103H9ZM14 104V103H13ZM66 104V103H65ZM70 104H72V103H70ZM83 104H84V108H83ZM91 104V103H90ZM123 104V103H122ZM121 104V105H122ZM163 104V103H162ZM170 104V103H169ZM173 104V103H172ZM180 104V103H179ZM207 104V103H206ZM205 104V105H206ZM209 104V103H208ZM211 104H213V103H211ZM221 104V103H220ZM219 104V105H220ZM226 104V103H225ZM243 104H244V102H243ZM259 104V103H258ZM18 105V104H17ZM74 105V104H73ZM89 105V104H88ZM92 105V104H91ZM104 105H106V104H104ZM127 105V104H126ZM136 105V104H135ZM151 105H153V104H151ZM188 105V104H187ZM216 105V104H215ZM3 105H1V107H2ZM58 106V105H57ZM100 106V105H99ZM138 106V105H137ZM170 106V105H169ZM180 106V105H179ZM208 106V105H207ZM212 106H214V104L212 105ZM217 106H218V104H217ZM240 106V105H239ZM255 106V105H254ZM0 107V108H1ZM6 107V106H5ZM16 107V106H15ZM21 107V106H20ZM42 107H43V105H42ZM90 107V106H89ZM116 107V106H115ZM134 107V106H133ZM159 107V106H158ZM171 107V106H170ZM175 107V106H174ZM209 107H210V105H209ZM223 107V106H222ZM229 107H230V105H229ZM228 107V108H229ZM236 107H238V106H236ZM2 108H4V107H2ZM82 110H81V109ZM114 108V107H113ZM121 108H122V106H121ZM147 108V107H146ZM159 108H161V105H160V107ZM188 108H192L191 106H187V109ZM199 108V107H198ZM204 108V107H203ZM213 108V107H212ZM225 108V107H224ZM242 108V107H241ZM246 108V107H245ZM263 108V107H262ZM6 109V108H5ZM25 109V108H24ZM50 109V108H49ZM61 109H62V107H61ZM80 110V112H78V111H76V110ZM102 109V108H101ZM116 109V108H115ZM120 109V108H119ZM179 109H180V107H179ZM186 109V110H187ZM196 109V108H195ZM207 109V108H206ZM211 109V108H210ZM215 109V108H214ZM214 109H212V111L214 110ZM219 109V108H218ZM231 109V108H230ZM247 109V108H246ZM9 110V109H8ZM13 110V109H12ZM18 110V109H17ZM48 110V109H47ZM55 110V109H54ZM57 110V109H56ZM138 110V109H137ZM143 110V109H142ZM157 110V109H156ZM173 110V109H172ZM192 110V109H191ZM194 110V109H193ZM199 110V109H198ZM209 110V109H208ZM233 110V109H232ZM25 111H23V112H25ZM180 111V110H179ZM1 112V111H0ZM22 112V111H21ZM50 112V111H49ZM55 112V111H54ZM57 112V111H56ZM91 112V111H90ZM97 112V111H96ZM160 112V111H159ZM175 112V111H174ZM177 112V111H176ZM183 112H185L184 110H183ZM189 112V111H188ZM194 112V111H193ZM228 112V111H227ZM231 112V111H230ZM244 112H245V110H244ZM51 113V112H50ZM157 113H158V111H157ZM164 113H165V111H164ZM212 113V112H211ZM263 113V112H262ZM12 114V113H11ZM18 114V113H17ZM53 114V113H52ZM55 114V113H54ZM54 114H53V117H54ZM57 114V113H56ZM160 114V113H159ZM178 114V113H177ZM190 114V113H189ZM189 114H188V117H187V115H186V117L187 118H189ZM199 114V113H198ZM209 114V113H208ZM224 114V113H223ZM235 114V113H234ZM254 114V113H253ZM264 114V113H263ZM1 115H3V114H1ZM0 115V116H1ZM8 115V114H7ZM23 115V114H22ZM27 115V114H26ZM27 115V116H28ZM51 115V114H50ZM88 115V114H87ZM166 115V114H165ZM168 115H170V114H168ZM185 115V114H184ZM191 115H192V113H191ZM200 115V114H199ZM206 115V114H205ZM4 116H5V114H4ZM19 116V115H18ZM82 116V115H81ZM153 116V115H152ZM156 116V115H155ZM175 116V115H174ZM173 116V117H174ZM206 116H208V115H206ZM216 116H218V115H216ZM224 116V115H223ZM246 116V115H245ZM87 117V116H86ZM92 117V116H91ZM132 117V116H131ZM172 117V118H173ZM175 117H178V116H175ZM185 117V118H186ZM201 117V116H200ZM209 117V116H208ZM207 117V118H208ZM220 117V116H219ZM226 117V116H225ZM263 117V116H262ZM21 118V117H20ZM73 118V119H72ZM84 118V117H83ZM129 118V117H128ZM151 118V117H150ZM153 118V117H152ZM168 118H170V117H168ZM179 118H181L180 116H179ZM186 118V119H187ZM194 118V117H193ZM192 118V119H193ZM256 118V117H255ZM58 119V120H59ZM109 119V118H108ZM142 119V118H141ZM144 119V118H143ZM164 119V118H163ZM162 119V120H163ZM195 119V118H194ZM222 119H224V118H222ZM8 120V119H7ZM89 120H90V118H89ZM91 120H92V118H91ZM145 120V119H144ZM152 120V119H151ZM161 120V121H162ZM177 120V119H176ZM185 120V119H184ZM208 120V119H207ZM226 120V119H225ZM6 121V120H5ZM54 121H55V119H54ZM96 121V120H95ZM104 121V120H103ZM119 121V120H118ZM123 121H125V119L123 120ZM123 121H121V122H123ZM150 121V120H149ZM149 121L148 122H146V123H149ZM181 121V120H180ZM179 121V122H180ZM198 121H199V119H198ZM204 121V120H203ZM212 121V120H211ZM224 121V120H223ZM4 122V121H3ZM2 122V123H3ZM16 122V121H15ZM57 122V123H58ZM89 122V121H88ZM99 122V121H98ZM98 122H97V124H98ZM109 122V121H108ZM120 122V123H121ZM129 122V121H128ZM158 122H159V120H158ZM157 122V123H158ZM177 122V121H176ZM182 122V121H181ZM210 122V121H209ZM250 122V121H249ZM253 122H254V120H253ZM7 123V122H6ZM9 123H10V118H9ZM52 123V124H51ZM79 123V122H78ZM77 123V124H78ZM83 123V122H82ZM87 123V122H86ZM102 123V122H101ZM115 123V122H114ZM118 123V122H117ZM124 123V122H123ZM191 124H192V122H190ZM204 123V122H203ZM213 123H214V121H213ZM226 123V122H225ZM232 123H234V122H232ZM247 123V122H246ZM261 123V122H260ZM4 124V123H3ZM70 124H71V127H70ZM88 124V123H87ZM92 124V123H91ZM144 124V123H143ZM159 124V123H158ZM175 124V123H174ZM181 124V123H180ZM193 124H194V122H193ZM200 124H201V122H199V124L197 123V126H200ZM210 124V123H209ZM244 124V123H243ZM253 124H255V123H253ZM263 124V123H262ZM17 125V124H16ZM16 125H15V127H16ZM31 126V128L30 129H27V126ZM79 125V124H78ZM78 125H76L77 127H78ZM102 125V124H101ZM160 125H161V123H160ZM169 125V124H168ZM168 125H166V126H168ZM211 125V124H210ZM231 125V124H230ZM240 125V124H239ZM247 125H249V124H247ZM11 126V125H10ZM10 126H8V128L10 127ZM81 126H82V124H81ZM88 126V125H87ZM99 126V125H98ZM123 126V125H122ZM147 126V125H146ZM149 126V125H148ZM180 126V125H179ZM185 126V125H184ZM216 126V125H215ZM220 126V125H219ZM250 126V125H249ZM261 126V125H260ZM14 127V128H15ZM42 127H49L48 128V130L49 129H51V131H48V133H46L44 136H43V133H44V131L42 132ZM89 127H91V126H89ZM100 127V126H99ZM151 127V126H150ZM159 127V126H158ZM205 127V126H204ZM209 126H207V128H208ZM211 127V126H210ZM6 128H7V126H6ZM47 128H46V130H47ZM52 128H53V130H52ZM71 128V130H70V132H69V129ZM82 128V127H81ZM80 128V129H81ZM93 128V127H92ZM153 128V127H152ZM162 128H164V127H162ZM166 128V127H165ZM172 128H174L173 126H172ZM177 128V127H176ZM183 128V126L181 127V129ZM207 128H205V129H207ZM212 128V127H211ZM211 128H210V130H211ZM224 128V127H223ZM222 128V130H224ZM255 128V127H254ZM258 128V127H257ZM261 128V127H260ZM263 128V127H262ZM1 129V128H0ZM5 129V128H4ZM12 129H13V127H12ZM45 129V128H44ZM120 129V128H119ZM154 129V128H153ZM158 129V128H157ZM157 129H156V131H157ZM180 129V128H179ZM203 129V128H202ZM214 129H215V127H214ZM220 129V128H219ZM229 129V128H228ZM236 129V128H235ZM84 130V129H83ZM87 130V129H86ZM159 130V129H158ZM175 130V129H174ZM216 130V129H215ZM227 130V129H226ZM239 130V129H238ZM245 130V129H244ZM258 130H260V129H258ZM9 131V130H8ZM17 131V130H16ZM92 131V130H91ZM156 131H154V132H156ZM166 131V130H165ZM170 131H173L172 129L170 130ZM180 131V130H179ZM179 131H178V133H179ZM183 131V130H182ZM209 131V130H208ZM208 131H207V134L209 135V133H210V131H209V133H208ZM77 132V131H76ZM94 132V131H93ZM100 132V131H99ZM136 132V131H135ZM139 132V131H138ZM175 132V131H174ZM201 133H204V131H200ZM206 132V131H205ZM226 133H227V131H225ZM229 132V131H228ZM250 132V131H249ZM258 132V131H257ZM17 133V132H16ZM148 133H151V132H148ZM158 133V132H157ZM184 133V132H183ZM182 133V134H183ZM215 133V132H214ZM220 133V132H219ZM247 133V132H246ZM252 133H253V131H252ZM263 133V132H262ZM10 134V133H9ZM90 134V133H89ZM152 134V133H151ZM174 135H175V133H173ZM182 134H181V136H182ZM222 134H223V132H222ZM231 134H232V132H231ZM242 134V133H241ZM259 134H261V133H259ZM99 135V134H98ZM169 135H171V134H169ZM173 135V136H174ZM179 135V134H178ZM233 135V134H232ZM235 135V134H234ZM255 135V134H254ZM84 136V135H83ZM89 136V135H88ZM172 136V137H173ZM180 136V135H179ZM215 136V135H214ZM244 136H245V134H244ZM248 136H249V134H248ZM251 136V135H250ZM258 136V137H257ZM13 137V136H12ZM11 137V138H12ZM19 137V136H18ZM22 137V136H21ZM20 137V138H21ZM43 137V138H42ZM145 137H147L146 135H145ZM154 137H155V134L153 133V135H151V139H154ZM161 137H163V136H161ZM165 137V136H164ZM163 137V138H164ZM175 137V136H174ZM206 137V136H205ZM255 137H256V140L255 139H253V141L255 140V142L258 140L257 138H259V135H255ZM9 138H10V136H9ZM78 138V137H77ZM85 138V137H84ZM99 138H101V137H99ZM149 138V137H148ZM198 138H200L201 139V136H199ZM209 138H210V136L207 138L208 139V141L205 143V144H207V143H209ZM212 138H213V135H212ZM220 138H222V135H221V137ZM245 138V137H244ZM71 139H73V138H71ZM74 139H75V137H74ZM96 139V138H95ZM158 139V138H157ZM162 139V138H161ZM200 139H197V141L199 140V141H201ZM211 139V138H210ZM250 139V138H249ZM251 139H252V137H251ZM5 140V139H4ZM4 140H2V143H3V141ZM10 140V139H9ZM32 140V141H33ZM43 140V141H42ZM50 140H51V142H50ZM144 140V139H143ZM170 140H171V137H170ZM223 140H225L224 139V137H223ZM239 140H240V138H239ZM248 140V139H247ZM6 141V140H5ZM12 141V140H11ZM31 141V142H32ZM69 141V140H68ZM75 141V140H74ZM161 141V140H160ZM196 141V142H197ZM220 141H222V140H220ZM243 141L244 140H242V142L241 143H243ZM249 141H252V140H249ZM260 140H258L256 143L254 142H250V143H253V145L252 146H254V147H256V146H259V144L257 145V143L259 142ZM262 141H263V139H262ZM16 142H17V140H16ZM23 142H24V140H23ZM81 142V141H80ZM137 142V141H136ZM144 142V141H143ZM152 143V145L153 146H155L154 145V140H151V141H149V143ZM177 142V141H176ZM213 142H215L214 140H213ZM224 142V141H223ZM223 142H221L222 144H224ZM4 143H6V142H4ZM19 143V142H18ZM26 143V142H25ZM85 143V142H84ZM97 143V142H96ZM141 143V142H140ZM145 144L147 143V142H144ZM210 143L213 145L214 143H212L211 141H210ZM209 143V144H210ZM216 143V142H215ZM220 143V142H219ZM235 143V142H234ZM247 144H246V150H247V147L248 146H251V145H249L248 143V141L246 142ZM263 143H264V141H263ZM14 144V143H13ZM27 144V143H26ZM32 144V143H31ZM30 144V145H31ZM72 144H73V142H72ZM81 144V143H80ZM91 144V143H90ZM98 144V143H97ZM166 144V143H165ZM239 144V143H238ZM256 146H255V145ZM2 145V144H1ZM16 145V144H15ZM29 145V144H28ZM76 145V144H75ZM78 145V144H77ZM85 145V144H84ZM94 145V144H93ZM135 145V144H134ZM143 145V144H142ZM150 145V144H149ZM149 145H146V146H148V147H146V149L145 148H143L144 146H142V148H143V151L140 153L141 154V156H140V158H139V160H138V158L136 159L137 160V162H133V164H132V162H131V166L130 167H128L127 169L125 168V166H123L124 167V170L126 169V171H125V173L123 172V171H121V172H123L124 173V179H123V181H122V183H119L120 184V186L118 187V189L115 191L116 193H115V196H114V199L112 198V200H113V203H112V205L114 204V207L116 208H118V210H117V213H118V218L117 219H115V221L113 222V224H115V226L113 227V230L112 229H110L111 231L110 232H113L114 233V229H115V227L116 228H118L117 226L119 225L120 226V228H121V226L122 227H124V225L126 224L125 222V224L123 225L122 224V222H123V217H124V213L128 210V208L130 207L131 208V206H130V204L128 205V201L130 200V199H132V198H130V197H132L133 196V194H134V192L136 193L137 191L136 190H138L137 189V184H139L138 183V179H137V176H136V178H135V171L137 172V170H138V172L141 170V169H143V167L145 166V165H142L143 163H146L147 161H146V157L148 156V154H149V152L151 153V150L153 149V148H151V147H153L152 145H150L151 147H149ZM162 145V144H161ZM179 145V144H178ZM212 145H211V147H212ZM215 145H217V143L215 144ZM221 145V144H220ZM219 145V146H220ZM237 145V144H236ZM239 145H241V144H239ZM262 145V142H261V144H260V146ZM3 146V145H2ZM27 146V145H26ZM42 146L40 147V148H42ZM71 146V145H70ZM80 146V145H79ZM90 146V145H89ZM130 146V145H129ZM159 146V145H158ZM195 146V145H194ZM199 146H200V149L203 147V149L201 150L202 152H204V149H205V147H206V145L205 146H202L201 147V144H199ZM198 146V147H199ZM214 146V145H213ZM222 146V145H221ZM230 146V145H229ZM251 146V147H252ZM259 146V147H260ZM264 146V144L262 145V147ZM1 147V146H0ZM21 147V146H20ZM23 147V146H22ZM34 147V146H33ZM38 148H39V146H37ZM46 147V146H45ZM105 147V146H104ZM133 147V146H132ZM135 147V146H134ZM164 147V146H163ZM197 149H199L197 146H195ZM216 147V146H215ZM214 147V148H215ZM2 148H4V147H2ZM29 148V147H28ZM31 148V147H30ZM36 148V147H35ZM39 148V149H40ZM76 148V147H75ZM82 148V147H81ZM103 148V147H102ZM138 148V147H137ZM159 148V147H158ZM161 148V147H160ZM208 148H209V145H208ZM213 148V147H212ZM214 148H213V150H214ZM217 148V147H216ZM215 148V149H216ZM237 148V147H236ZM236 148H235V150H236ZM243 148V147H242ZM241 148V149H242ZM250 148V147H249ZM20 149V148H19ZM33 149V148H32ZM91 149V148H90ZM95 149V148H94ZM165 149V148H164ZM193 149V148H192ZM197 149H193L194 151H196ZM209 149H211V148H209ZM208 149V151H210ZM218 149H222V148H218ZM255 149V148H254ZM253 149V150H254ZM262 149V148H261ZM260 148H259V150H261ZM22 150V149H21ZM23 150H25V149H23ZM38 150V149H37ZM42 150H45V149H43L42 148ZM66 150H68V149H66ZM84 150H86V149H84ZM93 150V149H92ZM103 150V149H102ZM136 150V149H135ZM135 150H134V152H135ZM139 150V149H138ZM155 150V149H154ZM153 150V151H154ZM158 150H161V149H157V151ZM207 150V149H206ZM212 150V149H211ZM225 150H227V148L225 149ZM245 150V149H244ZM246 150H245V152H246ZM252 150V148L250 149V151ZM17 151V150H16ZM34 151V150H33ZM91 151V150H90ZM141 151V149L139 150V152ZM173 151V150H172ZM177 151V150H176ZM175 151V152H176ZM197 151H199L200 152V150H197ZM207 151V152H208ZM255 151V150H254ZM263 151H264V149H263ZM4 152V151H3ZM11 152H12V150H11ZM24 152V151H23ZM36 152V151H35ZM76 152V151H75ZM92 152V151H91ZM93 152H94V150H93ZM171 152V151H170ZM174 152V151H173ZM212 152H215V151H212ZM217 152H219V151H217ZM224 152H226V151H224ZM6 153V152H5ZM17 153V152H16ZM31 153V152H30ZM41 153V152H40ZM82 153V152H81ZM112 153H114V152H112ZM154 153H155V151H154ZM153 153V154H154ZM157 154H158V152H156ZM180 153V152H179ZM205 153H206V151H205ZM228 153V152H227ZM231 154H233L232 152H230ZM238 154L240 153L241 154V152L239 151V152H237ZM255 153H256V151H255ZM257 153L259 154V152L257 151ZM257 153L256 154H254L253 155V153H252V151H251V153L249 152V154H252V158H250V159H253L254 158V160L256 159L255 158V156H257ZM261 153V152H260ZM9 155H10V153H8ZM8 154H6L7 156H8ZM12 154V153H11ZM15 154V153H14ZM23 154V153H22ZM26 154H28V152H26ZM94 154V153H93ZM118 154V153H117ZM125 154V153H124ZM134 154H136V152L134 153ZM160 154V153H159ZM163 154V153H162ZM171 154V153H170ZM176 153H174V155H175ZM192 154H194V152L192 153ZM196 154H198V152L196 153ZM202 154H204V153H202ZM207 155H209L210 153H206ZM206 154H205V156H206ZM217 155H220V154H218V153H216ZM226 154V153H225ZM16 155V154H15ZM29 155V154H28ZM80 155V154H79ZM82 155V154H81ZM85 155V154H84ZM125 155H127V154H125ZM210 155H212V154H210ZM209 155V156H210ZM262 155H264V154H262ZM262 155H259V156H262ZM12 156V155H11ZM10 156V157H11ZM30 156V155H29ZM35 156V155H34ZM39 156V155H38ZM41 156V155H40ZM39 156V157H40ZM65 156V155H64ZM94 156H96V155H94ZM115 156V155H114ZM124 156V155H123ZM136 157H137V155H135ZM151 156V155H150ZM153 157H155V154L154 155H152ZM151 156V157H152ZM213 158H215L216 159V157H215V155H214V153H213ZM221 156H225V155H222L221 154ZM227 156V155H226ZM247 157H248V155H246ZM22 157V156H21ZM28 157V156H27ZM42 157V156H41ZM90 157V156H89ZM109 157V156H108ZM111 157V156H110ZM129 157V156H128ZM161 157H163V156H161ZM174 157V156H173ZM190 157H191V155H190ZM196 157V156H195ZM207 157V156H206ZM206 157H204V159L206 158ZM212 157V156H211ZM210 157V158H211ZM220 157V156H219ZM230 157V156H229ZM236 157H237V155H236ZM236 157L234 156V158H232V159H236ZM244 157H245V155H244ZM250 157V156H249ZM26 158V157H25ZM38 158V157H37ZM42 158V159H43ZM60 158H61V160H60ZM71 158H72V156H71ZM82 158H83V156H82ZM134 158V157H133ZM148 158H150V157H148ZM183 158H185V157H183ZM192 158H193V155H192ZM209 158V159H210ZM213 158H211V159H213ZM222 158V157H221ZM260 157H258V162H259V159ZM262 158V157H261ZM2 159V158H1ZM18 159V158H17ZM41 159V158H40ZM65 159V158H64ZM76 159H78V158H76ZM74 160V163H75V161H77V160ZM84 159V158H83ZM112 159V158H111ZM119 159H120V157H119ZM122 159V158H121ZM128 159H130V157L129 158H127V160ZM171 159V158H170ZM196 159H200V157L199 158H195V160ZM209 159H207V160H209ZM210 159V160H211ZM219 159V158H218ZM238 159V158H237ZM242 159V158H241ZM33 160V159H32ZM37 160H39V159H37ZM85 160V159H84ZM206 160V161H207ZM231 160V159H230ZM242 160H244V159H242ZM254 160H249V161H247V159H246V161H247V164H248V166H249V162L251 163V161L253 162ZM8 161V160H7ZM6 161V162H7ZM13 161V160H12ZM20 161V160H19ZM18 161V162H19ZM36 161V160H35ZM42 162H43V160H41ZM88 161H89V159H88ZM118 161V160H117ZM133 161V160H132ZM146 161V162H145ZM157 161V160H156ZM168 161H170L169 159H168ZM176 161V160H175ZM192 161V160H191ZM198 161H200V160H198ZM197 161V162H198ZM216 161H217V159H216ZM221 161V160H220ZM222 161H223V159H222ZM225 161V160H224ZM234 161V160H233ZM260 161H263L264 162V160H260ZM120 162V161H119ZM172 162V161H171ZM177 162H179V161H177ZM207 162H210V161H207ZM207 162L205 163V162H203V163H205L206 165H207ZM212 162H214L215 163V161H214V159H213V161ZM230 162V161H229ZM228 162V163H229ZM235 162V161H234ZM234 162H232V163H234ZM244 162V161H243ZM255 163H256V161H254ZM28 163H29V161H28ZM114 163V162H113ZM142 163V164H141ZM170 163V162H169ZM176 163V162H175ZM183 163V162H182ZM199 163V162H198ZM218 163H219V161H218ZM221 163V162H220ZM227 163V164H228ZM237 163L238 162H236V167L237 166H240V165H237ZM239 163H240V159H239ZM238 163V164H239ZM4 164V163H3ZM7 164V163H6ZM9 164V163H8ZM27 164V163H26ZM37 164V163H36ZM43 164V165H44ZM108 164H110V163H108ZM120 164V163H119ZM135 164V165H134ZM147 164V163H146ZM150 164V163H149ZM181 164V163H180ZM192 164H194V163H192ZM196 164V163H195ZM211 164H213V163H211ZM210 164V165H211ZM230 164V163H229ZM235 164V163H234ZM246 164V163H245ZM256 164H258V163H256ZM255 164V165H256ZM263 164V163H262ZM28 165V164H27ZM33 165V164H32ZM105 165V164H104ZM124 165V164H123ZM136 165H137V167H140L141 166V168H138V169H136ZM170 165H171V163H170ZM170 165H168V168H169V166ZM176 165V164H175ZM185 165V164H184ZM199 165H200V163H199ZM204 165V164H203ZM219 165V164H218ZM222 165V164H221ZM233 165V164H232ZM232 165H230L231 167H232ZM251 165V164H250ZM253 165V164H252ZM11 166H12V164H11ZM41 166V165H40ZM45 166V167H46ZM65 166V165H64ZM75 166V165H74ZM98 166H99V164H98ZM120 166V165H119ZM148 166H150V165H148ZM155 166V165H154ZM178 166H179V164H178ZM196 166H198V164H196ZM195 166V167H196ZM229 166V165H228ZM227 166V167H228ZM247 169H248V167H247V165H244ZM254 166V165H253ZM0 167H1V165H0ZM13 167H15V166H13ZM24 167V166H23ZM36 167V166H35ZM42 167V166H41ZM66 167V166H65ZM64 167V168H65ZM78 167V166H77ZM86 167H87V165H86ZM173 167H174V164H173ZM188 167H189V165H188ZM202 168H203V166H201ZM201 167H200V171L202 170L201 169ZM211 167V166H210ZM213 167H215V166H213ZM225 167V166H224ZM234 167H235V165H234ZM241 167V166H240ZM250 167V166H249ZM252 167V166H251ZM259 167V166H258ZM63 168V167H62ZM121 168V167H120ZM148 168V167H147ZM146 168V169H147ZM151 168H153V167H151ZM184 168V167H183ZM182 167H181V169H183ZM191 168V167H190ZM194 168V167H193ZM193 168L191 169L192 170V172H193ZM229 169H230V167H228ZM233 168V167H232ZM253 168H255V167H253ZM262 168H264L263 166H262ZM262 168H255V169H259V171H260V169L262 170ZM8 169V168H7ZM13 169V168H12ZM21 169V168H20ZM28 169V168H27ZM69 169V168H68ZM80 169V168H79ZM140 169V170H139ZM205 169V168H204ZM211 169L213 170V168L211 167ZM239 169H241V168H239ZM239 169H237V171H239ZM15 170H16V168H15ZM29 170V169H28ZM64 170V169H63ZM70 170H71V168H70ZM75 170V169H74ZM107 170V169H106ZM150 170V169H149ZM169 170H172V167L171 168H169L168 169V171ZM190 170V169H189ZM195 170V169H194ZM196 170L198 171V169L196 168ZM230 170H233V169H230ZM229 170V171H230ZM32 171V170H31ZM184 171H186L185 170V168H184ZM200 171L198 172V173H200ZM211 171V170H210ZM235 171V170H234ZM264 171V170H263ZM263 171H260V172H263ZM13 172V171H12ZM17 172V171H16ZM34 172V171H33ZM40 172H42V171H40ZM44 172V171H43ZM42 172V176L44 175V173L46 172V170H45V172L43 173ZM70 172V171H69ZM79 172V171H78ZM88 172V171H87ZM102 172V171H101ZM176 172H178L177 170H176ZM255 172L257 173V174H260V173H258V170L256 171L255 170ZM254 171H253V173H255ZM1 173V172H0ZM7 173V172H6ZM9 173V172H8ZM7 173V174H8ZM15 173V172H14ZM38 173V172H37ZM49 173V174H50ZM71 173V172H70ZM92 173V172H91ZM109 173V172H108ZM141 173H142V170H141ZM140 172H139V175L141 174ZM145 173V172H144ZM149 173V172H148ZM152 173V172H151ZM168 173V172H167ZM184 173H186V172H184ZM188 173V172H187ZM190 173V172H189ZM188 173V174H189ZM198 173H196V174H198ZM213 173V172H212ZM228 173V172H227ZM231 173V172H230ZM230 173H228V175L230 174ZM232 173H234L233 171H232ZM239 172H237V174H238ZM246 173H249V174H251L252 173V170H251V173L248 171V172H246ZM252 173V174H253ZM20 174V173H19ZM18 174V175H19ZM24 174V173H23ZM41 174V173H40ZM46 174V175H47ZM51 174L49 175L50 177L48 178L49 180H50V178H53L52 176H51ZM64 174V173H63ZM112 174V173H111ZM111 174H109V176L111 175ZM171 174V173H170ZM178 174V173H177ZM180 174V173H179ZM211 174V173H210ZM256 174V175H257ZM264 174V173H263ZM262 174V175H263ZM6 175V174H5ZM9 175V174H8ZM21 175V174H20ZM19 175V176H20ZM46 175H44V177L46 178ZM97 175V174H96ZM231 175V174H230ZM233 175V174H232ZM235 175H236V173H235ZM242 175H244V173H242ZM253 175H255V174H253ZM252 175V176H253ZM255 175V176H256ZM14 176V175H13ZM18 176V177H19ZM42 176H40V178L42 179H44V177H42ZM53 176H54V174H53ZM57 176V175H56ZM80 176V175H79ZM84 176V175H83ZM92 176H94V175H92ZM120 176V175H119ZM148 176V175H147ZM155 176V175H154ZM169 176V175H168ZM185 176V175H184ZM187 176H190V174L189 175H187ZM192 176V175H191ZM190 176V177H191ZM227 176V175H226ZM237 176V175H236ZM235 176V177H236ZM245 176V175H244ZM264 176V175H263ZM263 176H261L262 178L260 179H256L257 177H255V179L256 180H260V181H263L264 180V178H263ZM34 177L36 178V176L34 175ZM103 177V176H102ZM102 177L100 176V178H99V180L100 179H102ZM112 177V176H111ZM115 177V176H114ZM123 177V176H122ZM121 177V178H122ZM166 177H167V175H166ZM172 177V176H171ZM193 177V176H192ZM209 177V176H208ZM246 177V176H245ZM260 177V176H259ZM5 178V177H4ZM9 178V177H8ZM11 178V177H10ZM39 178V179H40ZM72 178V177H71ZM79 178V177H78ZM120 177H118V179H119ZM144 177H142V179H143ZM146 178V177H145ZM187 180H188V182H189V178H187V177H185ZM184 177H183V179L181 178V180H184L185 179ZM194 178L195 177H193V180H194ZM201 178V177H200ZM219 178V177H218ZM253 178V177H252ZM252 178H246L243 182L246 184V183H249L251 180H252ZM6 179V178H5ZM16 179V178H15ZM19 179V178H18ZM24 179H26L25 177H24ZM55 179V178H54ZM61 179H62V177H61ZM68 179V178H67ZM82 179V178H81ZM85 179H87V178H85ZM106 179V178H105ZM149 179V178H148ZM173 179H175V178H173ZM235 179V178H234ZM263 179V180H262ZM13 180V179H12ZM36 180V179H35ZM45 180V179H44ZM52 180V179H51ZM74 180V179H73ZM92 180V179H91ZM115 180V182L116 181H118V180H116V179H114ZM150 180V179H149ZM171 180V182H172V178L170 179ZM176 180V179H175ZM177 180H178V178H177ZM187 180H185L186 182H187ZM191 180V179H190ZM196 180V179H195ZM201 180V179H200ZM236 180V179H235ZM241 180V179H240ZM42 181V180H41ZM46 181V180H45ZM52 181H54L55 182V180H52ZM110 181V180H109ZM141 181V180H140ZM143 181V180H142ZM158 181V180H157ZM165 181V180H164ZM227 181V180H226ZM234 181V180H233ZM239 181V180H238ZM238 181H234L235 183L234 184H238ZM247 181V182H246ZM21 182H22V180H21ZM36 182V181H35ZM37 182H38V180H37ZM35 183V184H37L38 185V183ZM48 182V180L46 181V183ZM51 182V181H50ZM50 182H48V183H50ZM61 182V181H60ZM99 182H101V181H99ZM113 182V181H112ZM111 182V183H112ZM120 182V181H119ZM149 182V181H148ZM147 182V183H148ZM174 182V181H173ZM176 182H178V181H176ZM176 182H175V184H176ZM183 182V181H182ZM185 182V185L187 184ZM191 182V181H190ZM197 182V181H196ZM199 182V181H198ZM229 182H231L230 180H229ZM241 182V181H240ZM240 182H239V184H238V186L240 185ZM256 182V181H255ZM254 182V183H255ZM19 183V182H18ZM46 183H43L42 185L44 186V185H46L45 186V189H42V188H44V187H42L41 186V192L43 193L42 195L44 196L43 197V201H41V203H39V205H38V210H40L41 209V207L39 208V206H40V204H41V206L42 207H44V206H48V207H52L53 205H51V199L53 198L52 196H53V194H54V189H57L56 187H54L53 188V185H52V182H51V184H49L48 186H47V184ZM68 183V182H67ZM91 183V182H90ZM209 183H212V182H209ZM232 183V182H231ZM242 183V182H241ZM251 183H253V181L251 182ZM263 184H264V181L262 182ZM10 184V183H9ZM24 184H25V182H24ZM34 184V185H35ZM54 184V183H53ZM61 184V183H60ZM76 184H78V183H76ZM88 184H89V182H88ZM104 184V183H103ZM118 183L116 184V185H119ZM179 184V183H178ZM191 184V183H190ZM189 184V185H190ZM200 184V183H199ZM206 184V183H205ZM221 184V183H220ZM233 184V183H232ZM233 184V185H234ZM259 184H261L260 182L258 183L257 182V185L258 186H260ZM263 184H262V186H263ZM11 185V184H10ZM22 185V184H21ZM32 185H33V183H32ZM100 185V184H99ZM115 185V184H114ZM151 185V184H150ZM168 185H170V184H168ZM177 185V184H176ZM180 185H182V184H180ZM185 185H184V187H185ZM188 185V186H189ZM193 185H195V184H193ZM192 184H191V186H193ZM216 185V184H215ZM252 185V184H251ZM256 186V184H253V186ZM0 186H2V184L0 185ZM36 186V185H35ZM59 186V185H58ZM83 186V185H82ZM93 186V185H92ZM107 186V185H106ZM111 186H112V184H111ZM143 186V185H142ZM141 186V187H142ZM146 186V185H145ZM166 186V185H165ZM171 186H173V185H171ZM179 186V185H178ZM201 187H202V184L200 185ZM226 186V185H225ZM246 186V185H245ZM248 186V185H247ZM249 186H250V184H249ZM21 187V186H20ZM173 187H175V186H173ZM200 187V188H201ZM204 187V186H203ZM228 187V186H227ZM231 187H233V186H231ZM235 187V186H234ZM233 187V188H234ZM264 187V186H263ZM10 188V187H9ZM27 188V187H26ZM68 188V187H67ZM72 188H73V186H72ZM104 188V187H103ZM106 188V187H105ZM113 188V187H112ZM116 188H117V186H116ZM172 188V187H171ZM193 188H196V187H192V190H193ZM239 188H241L240 186H239ZM244 188H246L245 190H248L247 189V187H244ZM254 188H256V187H252V190L251 191H253V193L255 192L254 190ZM259 188V187H258ZM262 188V187H261ZM5 189H7L6 187H5ZM4 189V190H5ZM31 189V188H30ZM29 189V190H30ZM78 189V188H77ZM86 189H88V188H86ZM100 189V188H99ZM180 189V188H179ZM197 189V188H196ZM211 189V188H210ZM223 189V188H222ZM235 189H236V187H235ZM254 189V190H253ZM2 190V187H0V191ZM73 190H75V189H73ZM80 190H83L82 192H85L86 190H84V189H81L80 188ZM88 190H90V189H88ZM104 190V189H103ZM114 190V189H113ZM112 190V191H113ZM165 190H166V188H165ZM165 190H164V192H165ZM191 189H189V191H190ZM200 190V189H199ZM224 190V189H223ZM223 190H221V191H223ZM230 190H232V188L230 189ZM244 190V191H245ZM256 190H257V188H256ZM259 190V189H258ZM15 191V190H14ZM32 191V193H33V190H31ZM100 191V190H99ZM98 191V192H99ZM146 191V190H145ZM178 191H180V190H177V192ZM195 191V190H194ZM194 191H192V192H194ZM197 191V190H196ZM209 191V190H208ZM212 191V190H211ZM225 191V190H224ZM233 191V190H232ZM240 192V190H235V197H234V194H232V195H230L229 197L227 196L226 197V201L227 202H225L224 203V206L225 205H227L226 207L229 209L230 207V205H232V207L230 208V212H229V210L227 209L226 211H225V216H223V214H222V221H219L218 223L219 224H217L219 227L217 228V226H216V232H215V229H213V228H211V227H215V226H213L214 225V223H216V222H213V225H211V224H208L209 225V227L207 226L206 227V229H212L211 230V232L212 233H209V235L207 234V232H206V238H202V242L200 243H198V241H196L197 243L196 244H200L198 247H199V252H200V256L197 258L196 257V255H195V262L193 261V260H191V258L188 260V262L187 263H185V264H198V263H200V261L199 260H202V263L201 264H229V262H231V264H251V263H247V261H248V259H249V257L251 256V258L255 255H253V253L254 252H256V256H255V258H253V259H251L250 258V260L252 261L253 260V264H264V203H262V205H261V207H260V209L258 208L259 207V205H258V207H257V209H259V210H257V211H259V219L257 220V218H256V220L254 219V218H252L253 219V221L251 220V222L252 223H254L253 225H252V223L250 222V219H251V216H249L250 215V213H253V212H250L249 210L251 209H249V203H251L252 204V202H251V199H250V201L248 202V200L245 198L246 196H244V199L242 200V202H241V206L239 205V206H236L237 205V203L238 202H236V201H234L235 200V198H237L236 196H238V194L236 195V192ZM13 192V191H12ZM16 192V191H15ZM24 192V191H23ZM28 192V191H27ZM67 192V191H66ZM74 192V191H73ZM89 192V191H88ZM101 192H102V190H101ZM100 192V193H101ZM104 192V191H103ZM103 192H102V194H103ZM141 192V191H140ZM143 192H144V190H143ZM163 192V193H164ZM191 192V193H192ZM202 192V191H201ZM237 192V193H238ZM249 192V191H248ZM258 192V191H257ZM263 192H264V188H263ZM2 193H4V192H2ZM11 193V192H10ZM20 193V192H19ZM63 193V192H62ZM72 193V191L70 192V194ZM86 193H87V191H86ZM99 193V194H100ZM146 193V192H145ZM183 193H185L184 192V190H183ZM187 193V192H186ZM190 193V192H189ZM190 193V194H191ZM195 193V192H194ZM199 193V192H198ZM227 193H228V191H227ZM245 193V192H244ZM256 193V192H255ZM253 194L252 195V198L253 199H255V197H262V195H260V196H257V195H259L258 193L257 194ZM15 194V193H14ZM13 194V195H14ZM30 194V193H29ZM28 194V195H29ZM73 194V193H72ZM71 194V195H72ZM166 194V193H165ZM175 194H176V192H175ZM179 194V193H178ZM213 194V193H212ZM229 194V193H228ZM228 194H226V195H228ZM241 194V197H243L242 195V192L240 193ZM252 194V193H251ZM251 194H249V195H251ZM0 195H1V192H0ZM3 195V194H2ZM9 195V194H8ZM41 195V194H40ZM41 195V196H42ZM56 195V194H55ZM67 195V194H66ZM90 195V194H89ZM132 195V196H131ZM198 195H201V194H196V198H197V196ZM205 195V194H204ZM254 195H256L255 197H253ZM10 196V195H9ZM16 196V195H15ZM73 196V195H72ZM142 196V195H141ZM179 196H181V194L179 195ZM183 196V195H182ZM185 196V195H184ZM209 196V195H208ZM211 196V195H210ZM214 196V195H213ZM212 196V197H213ZM240 196V195H239ZM238 196V197H239ZM8 197V196H7ZM12 197V196H11ZM27 197H29V196H27ZM33 197V196H32ZM112 197V196H111ZM143 197H144V195H143ZM142 197V198H143ZM146 197V196H145ZM175 197V196H174ZM194 197V196H193ZM215 197H216V195H215ZM218 197H219V195H218ZM217 197V198H218ZM225 197V196H224ZM19 198H21V197H19ZM36 198V197H35ZM55 198V197H54ZM77 198V197H76ZM79 198V197H78ZM108 198H110V197H108ZM142 198H139L138 200H140V199H142ZM160 198H163V197H160ZM165 198V197H164ZM167 198H168V196H167ZM166 198V199H167ZM172 198V197H171ZM195 198V199H196ZM206 198H208V197H206ZM262 198H264V197H262ZM3 199V198H2ZM12 199V198H11ZM29 199V198H28ZM40 199V198H39ZM66 199V198H65ZM94 199V198H93ZM98 199V198H97ZM145 200H146V198H144ZM143 199V200H144ZM165 199V201H167ZM182 199V198H181ZM188 199V198H187ZM198 199V198H197ZM203 199V198H202ZM201 199V200H202ZM216 199V198H215ZM222 199V198H221ZM242 199V198H241ZM252 199V200H253ZM13 200V199H12ZM53 200V199H52ZM71 200H72V198H71ZM74 200V199H73ZM76 200V199H75ZM88 200V199H87ZM95 200V199H94ZM107 201H108V199H106ZM106 200H105V202H106ZM111 200V199H110ZM112 200L110 201V202H112ZM163 200V199H162ZM176 200H177V196H176ZM193 200V199H192ZM200 199H199V201H201ZM209 200V199H208ZM246 200V201H245ZM255 200H260V199H255ZM255 200H253V201H255ZM262 200H264V199H262ZM23 201V200H22ZM39 201V200H38ZM86 201V200H85ZM84 201V202H85ZM100 201V200H99ZM177 201H180V200H177ZM196 201H198V200H196ZM198 201V202H199ZM241 201V200H240ZM239 201V202H240ZM19 202V201H18ZM53 203H55L54 201H52ZM64 202V201H63ZM83 202V201H82ZM83 202V203H84ZM93 202V201H92ZM158 202H160V201H158ZM163 202V201H162ZM182 202V201H181ZM191 202V201H190ZM194 202V201H193ZM203 202V201H202ZM246 202V203H245ZM257 201H255V202H253L254 204L256 203ZM260 202V201H259ZM20 204H21V202H19ZM24 203V202H23ZM52 203V204H53ZM131 203V202H130ZM161 203V202H160ZM209 203V202H208ZM227 203H229V205L227 204ZM261 203V202H260ZM58 204H59V202H58ZM62 204V203H61ZM76 204V203H75ZM80 204V203H79ZM134 204H135V201H134ZM152 204V203H151ZM155 204V203H154ZM159 204V203H158ZM158 204H156L157 205V207H158ZM176 204H179V202H177ZM184 204V203H183ZM199 204H201V202L199 203ZM198 204V205H199ZM203 204H204V202H203ZM206 204V203H205ZM220 204V203H219ZM239 204V203H238ZM246 204V205H245ZM28 206H29V203L27 204ZM66 206L67 205H69V204H65ZM82 206L84 205V204H81ZM89 205V204H88ZM100 205V204H99ZM111 205V207L112 208H114L113 206ZM128 205V206H127ZM131 205H132V207H134L133 206V204L131 203ZM173 205V204H172ZM197 205V206H198ZM247 205H248V209H247ZM16 206H18L17 204H16ZM62 206V205H61ZM64 206V205H63ZM77 206V205H76ZM97 206H98V204L96 205V208H97ZM106 206H107V204H106ZM179 206V205H178ZM203 206H205V205H203ZM202 206V207H203ZM212 206V205H211ZM220 206V205H219ZM221 206H223L222 204H221ZM246 208H245V207ZM252 206H253V204H252ZM20 207V206H19ZM60 207V206H59ZM58 207V208H59ZM73 207V206H72ZM75 207V206H74ZM102 207H104V206H102ZM102 207H101V209H102ZM111 207H109V208H111ZM175 207H177V205H175ZM218 207V206H217ZM239 207V208H238ZM253 207H255V205L253 206ZM5 208V207H4ZM67 208V207H66ZM70 207H68V209H69ZM82 208V207H81ZM107 208V207H106ZM145 208V207H144ZM172 208H174V207H172ZM181 208V207H180ZM185 208V207H184ZM198 208V207H197ZM256 208V207H255ZM255 208H252V209H254V210H256ZM16 209V208H15ZM20 209V208H19ZM27 209V208H26ZM52 209V208H51ZM76 209H77V207H76ZM87 209V208H86ZM182 209V208H181ZM186 209V208H185ZM213 209H214V207H213ZM220 207H219V211H220ZM251 209V210H252ZM2 210V209H1ZM21 210V209H20ZM28 210V209H27ZM66 210V209H65ZM72 210V209H71ZM88 210V209H87ZM104 210V209H103ZM102 210V211H103ZM109 210V209H108ZM182 210H184V209H182ZM196 210V209H195ZM199 210H200V207H199ZM198 210V212H200ZM221 210H224L223 208L221 209ZM74 211V210H73ZM82 211V210H81ZM89 211V210H88ZM88 211H86V212H88ZM91 212H92V210H90ZM130 211V210H129ZM129 211H127L126 212V214H128V217H130L131 216V214H133L132 212L130 213V216H129ZM173 211V214L171 213ZM172 211H170V213L172 214V217H174L173 219H174V221H175V219H177L178 218V216L175 218V215H174V210H172ZM181 211V210H180ZM188 211V210H187ZM203 211V210H202ZM211 211V210H210ZM218 211V212H219ZM26 212V211H25ZM44 212V211H43ZM48 212V211H47ZM70 212V211H69ZM98 212V211H97ZM96 212V213H97ZM138 212V211H137ZM145 212H146V209H145ZM144 212V213H145ZM149 212V211H148ZM156 212V211H155ZM197 212V213H198ZM209 212V211H208ZM208 212H206V213H208ZM212 212V211H211ZM216 212V211H215ZM224 212V211H223ZM22 213V212H21ZM30 213V212H29ZM65 213V212H64ZM67 213V212H66ZM73 214H74V212H72ZM76 213V212H75ZM81 213V212H80ZM93 213H95V212H93ZM102 213V212H101ZM103 213H105L106 214V210L103 212ZM102 213V214H103ZM162 213V212H161ZM169 213V214H170ZM191 213V212H190ZM196 213V212H195ZM196 213V215L198 216V214ZM213 213V212H212ZM256 212H254V214H255ZM45 214H47V213H45ZM73 214H71V215H73ZM89 214H91V213H89ZM148 214V213H147ZM166 214V213H165ZM200 214H201V212H200ZM215 215H217L216 213H214ZM254 214H252V215H254ZM48 215V214H47ZM47 215H46V217H47ZM70 215V216H71ZM83 215V214H82ZM95 215V214H94ZM111 215V214H110ZM138 215V214H137ZM256 215L257 214H255L254 215V217H256ZM10 216V215H9ZM17 216V215H16ZM19 216V215H18ZM26 216H28V215H26ZM33 216V215H32ZM56 216V215H55ZM66 216V215H65ZM90 216V215H89ZM93 216V215H92ZM103 216V215H102ZM158 216V215H157ZM170 216V215H169ZM182 216H183V213H182ZM186 216V215H185ZM196 216V217H197ZM213 216V215H212ZM220 216H221V214H220ZM53 217V216H52ZM69 217V216H68ZM84 217V216H83ZM95 217V216H94ZM109 216H107V218H108ZM111 217V216H110ZM109 217V218H110ZM116 217V216H115ZM127 217V218H128ZM168 217V216H167ZM195 217V218H196ZM198 217H200V216H198ZM215 216H213V218H214ZM219 217V216H218ZM248 217H250L249 218V221L247 220V218ZM253 217V216H252ZM12 218V217H11ZM58 218V217H57ZM57 218L56 219H53L52 220V222H53V224H55L54 222H57ZM108 218V219H109ZM132 218V217H131ZM151 218V217H150ZM169 218V217H168ZM181 218V217H180ZM212 218V219H213ZM50 219H52V218H50ZM49 219V220H50ZM74 219V218H73ZM88 219V218H87ZM89 219H90V217H89ZM100 219V218H99ZM104 219V218H103ZM103 219H102V221H103ZM108 219H105L106 220V224H105V222L104 223H102V221H101V224L103 225V224H105V226L104 227H100L101 228V230H103L102 232H104V231H106V229H107V227L109 228V220ZM111 219V218H110ZM126 219V218H125ZM152 219V218H151ZM182 219V218H181ZM189 219V218H188ZM197 219V218H196ZM195 219V220H196ZM199 219V218H198ZM216 219H218L217 217H216ZM220 219V220H221ZM11 220V219H10ZM13 220V219H12ZM15 220V219H14ZM26 220V219H25ZM43 220V219H42ZM66 220V219H65ZM76 220V219H75ZM94 220H96V219H94ZM98 220V219H97ZM101 220V219H100ZM104 220V221H105ZM150 220V219H149ZM161 220V219H160ZM166 220H167V218H166ZM186 220H187V218H186ZM200 220V219H199ZM199 220L197 221L198 222V224L200 223L199 222ZM201 220H202V218H201ZM219 220V219H218ZM248 221V223L250 222L251 223V225L254 227V228H252V229H250V230H252V234L250 233V231H249V234H251L252 236L255 234V232L256 233H258L259 235V237H256V238H254V239H256V240H253L254 241V243L256 244H259L260 242H261V246H260V248H258L257 246H253L252 248H249V246L247 245V248H249V251H245V254H243L242 252L244 251V250H246V249H244L242 252H240L238 249H237V247H235V250H233V251H231V249L234 247V246H236V245H240V243L242 244L240 247H242L244 244H246V243H248L249 242V239H250V237L249 238H247L248 239V242L246 241V243L244 242V243H242L241 241H240V239H241V233H243L244 234V232H243V230L244 231H246V229H247V227L244 225V224H246L247 223V221ZM39 221V220H38ZM41 221V220H40ZM51 221V220H50ZM70 221V220H69ZM83 221V220H82ZM85 221V220H84ZM113 221V220H112ZM126 221H128V220H126ZM130 221V220H129ZM128 221V222H129ZM137 221H138V219H137ZM136 221V222H137ZM148 221V220H147ZM156 221V219L154 220V222ZM170 221H172L173 223H175V222H177V221H173V220H170ZM203 221H204V219H203ZM21 222V221H20ZM23 222H24V220H23ZM30 222V221H29ZM44 222H46V221H44ZM66 222V221H65ZM64 222V223H65ZM100 222V221H99ZM134 222H135V220H134ZM136 222H135V224H136ZM141 222H142V220H141ZM158 222V221H157ZM160 223H161V221H159ZM169 222V221H168ZM196 222V221H195ZM194 222V223H195ZM202 222V221H201ZM205 222V221H204ZM204 222H202V223H204ZM210 222V221H209ZM245 222V223H244ZM25 223V222H24ZM36 223V222H35ZM47 223V222H46ZM59 223V222H58ZM67 223V222H66ZM72 223V222H71ZM85 223V222H84ZM89 223V222H88ZM112 223V222H111ZM148 223V222H147ZM188 223V222H187ZM193 223V224H194ZM23 224V223H22ZM32 224V223H31ZM70 224V223H69ZM87 224V223H86ZM100 223H99V225H101ZM122 224V225H121ZM132 224V223H131ZM154 224V223H153ZM153 224H151V225H153ZM163 224V223H162ZM183 224V223H182ZM191 224V223H190ZM189 224V225H190ZM3 225V224H2ZM21 225V224H20ZM52 225V224H51ZM98 225V226H99ZM150 225V226H151ZM188 225V226H189ZM196 224H194L193 225V227L195 228H197L198 227V225H196ZM199 225H202V224H199ZM211 225V226H210ZM246 225H249V224H246ZM18 226V225H17ZM52 226H54V225H52ZM56 226V225H55ZM68 226V225H67ZM86 226H88V225H86ZM126 226V225H125ZM159 226V225H158ZM165 226V225H164ZM245 226V227H244ZM6 227H7V225H6ZM12 227V226H11ZM16 227V226H15ZM28 227H30V226H28ZM61 227V226H60ZM64 227V226H63ZM94 227V226H93ZM111 227V226H110ZM142 227V226H141ZM156 227V226H155ZM159 227H162V226H159ZM172 226H170V228H171ZM191 227V226H190ZM201 227V226H200ZM1 228V227H0ZM8 228V227H7ZM19 228V227H18ZM50 228H53V227H51L50 226ZM86 228V227H85ZM95 228V227H94ZM94 228H92L93 230H94ZM98 228V227H97ZM104 228H105V230H104ZM128 228V227H127ZM130 228V227H129ZM128 228V229H129ZM132 228V227H131ZM150 228V227H149ZM157 228V227H156ZM189 228V227H188ZM203 228V227H202ZM202 228H201V230H202ZM248 228H250V227H248ZM3 229H4V227H3ZM23 229H24V227H23ZM25 229H26V227H25ZM40 229V228H39ZM44 229V228H43ZM58 229H60V228H58ZM91 229V230H92ZM151 229V228H150ZM184 229V228H183ZM182 229V230H183ZM206 229H204V230H206ZM6 230V229H5ZM52 230V229H51ZM61 230V229H60ZM92 230V231H93ZM97 230V229H96ZM122 230H124V229H121V234H122ZM162 230V229H161ZM166 230H168L167 228H166ZM173 230V229H172ZM186 230V229H185ZM198 230V229H197ZM22 231V230H21ZM21 231H19L18 233L19 234H21L20 235V237L22 236V233H20ZM28 231H30V230H28ZM34 231H36V230H34ZM40 231V230H39ZM55 230H53V235L55 234V232H54ZM99 233H101L100 232V230H97ZM108 231H109V229H108ZM116 231V230H115ZM117 231H118V229H117ZM116 231V234L118 233ZM157 231H158V229H157ZM162 231H164V230H162ZM170 231V230H169ZM184 231V230H183ZM193 231V230H192ZM210 231V230H209ZM208 231V232H209ZM247 231V232H248ZM17 232V231H16ZM26 232V230H24V233ZM33 232V231H32ZM42 232V231H41ZM93 232H95L96 233V231L94 230ZM124 232V231H123ZM150 232H151V230H150ZM174 232V231H173ZM176 232H177V230H176ZM175 232V233H176ZM186 232V231H185ZM195 232H196V230H195ZM198 232H199V230H198ZM23 233V234H24ZM142 233V232H141ZM146 233V232H145ZM145 233H144V236H146L145 235ZM165 233V232H164ZM19 234H18V236H19ZM32 234V233H31ZM34 234V233H33ZM36 234H38V232L36 233ZM40 234V236H41V234L42 233H39ZM44 234H45V237H43L44 238V240L45 241H43V246H42V241L40 242V243H37V248L38 249H36V251H35V253L36 254H34V253H32L31 252V248H33L34 247V245L36 244V243H32V244H30V246L29 247H25L26 249H23L22 251H20L19 252V255L18 254H16L17 255V258L15 259L13 256H12V258H14L15 260H13L11 257L10 258H7L6 257V259H8L6 262H3L4 264H35V260H36V262L39 260H42V259H40V258H38V257H41V256H38V254L42 251V249L43 248H49V245H50V243H48V241L47 240H49L48 239V236H49V233H48V231L46 230L45 232H44ZM44 234H42V235H44ZM92 234V233H91ZM94 234V233H93ZM92 234V235H93ZM104 234L105 233H102V236H104ZM120 234V233H119ZM171 234V233H170ZM177 234V233H176ZM198 234V233H197ZM200 234H202V231L201 232H199V235ZM245 234H246V232H245ZM244 234V235H245ZM248 234V233H247ZM4 235V234H3ZM35 235V234H34ZM48 235V236H47ZM52 235V234H51ZM60 235V234H59ZM101 235V234H100ZM142 235V234H141ZM167 235V234H166ZM165 235V236H166ZM186 235H187V232H186ZM205 235V234H204ZM23 236H25V235H23ZM56 236V235H55ZM95 236V235H94ZM112 236V235H111ZM111 236H109V234H108V237L109 238H111ZM118 236V235H117ZM140 236V235H139ZM168 236H170L169 235V233H168ZM177 236H179V235H177ZM193 236H196V234L194 235L193 234ZM192 236V237H193ZM201 237H202V235H200ZM200 236H198V238L200 237ZM263 238H262V237ZM11 237V236H10ZM12 237H14V236H12ZM31 236H29V238H30ZM33 237V236H32ZM32 237L29 239V240H31L32 239ZM69 237V236H68ZM123 237V236H122ZM121 237V238H122ZM159 237V236H158ZM240 237V238H239ZM0 238H1V236H0ZM18 238V237H17ZM16 238V239H17ZM23 238V237H22ZM21 238V239H22ZM64 238V237H63ZM75 238V237H74ZM88 238H91V236H89ZM105 238H106V235H105ZM117 238V237H116ZM132 238V237H131ZM160 238V237H159ZM164 238V237H163ZM168 238V237H167ZM166 238V239H167ZM196 238V237H195ZM262 238V239H261ZM33 239H35V237L33 238ZM41 238H39V240H40ZM52 239V238H51ZM119 239H120V237H119ZM142 239H143V237H142ZM141 239V240H142ZM191 239V238H190ZM200 239V238H199ZM4 240V239H3ZM7 240H9V239H7ZM6 240V241H7ZM14 240V239H13ZM37 240V239H36ZM36 240H34V242L36 241ZM42 240V239H41ZM61 240H62V238H61ZM91 240V239H90ZM144 240V239H143ZM148 240V239H147ZM160 240V239H159ZM164 240V239H163ZM194 240H198V239H194ZM18 241H19V239H18ZM32 241V240H31ZM51 241V240H50ZM111 241V240H110ZM133 241V240H132ZM155 241V240H154ZM251 241V240H250ZM10 242V244H11V240L9 241ZM20 242V241H19ZM77 242V241H76ZM86 242V241H85ZM92 242H93V240H92ZM104 242V241H103ZM102 242V243H103ZM123 242V241H122ZM122 242H120V244L122 243ZM126 242V241H125ZM173 242V241H172ZM174 242H176V245H178L177 244V241H174ZM173 242V243H174ZM182 242H184V241H182ZM195 242V241H194ZM16 243V242H15ZM52 243V242H51ZM68 243V242H67ZM84 242H82V244H83ZM104 243H106V242H104ZM103 243V244H104ZM108 243H109V240H108ZM116 243V242H115ZM118 243H119V240H118ZM117 243V244H118ZM124 243V242H123ZM127 243V242H126ZM172 243V244H173ZM91 244V243H90ZM95 244V243H94ZM117 244H115V245H117ZM125 244V243H124ZM123 244V245H124ZM139 244V243H138ZM140 244H142V242L140 243ZM183 244V243H182ZM192 245H194L193 244V242L191 243ZM250 244V243H249ZM254 244V245H255ZM256 244V245H257ZM3 245H4V243H3ZM20 246L22 245V243L21 244H19ZM57 245V244H56ZM84 245V247L82 248L83 249V251L84 252H86L85 251V249H87V243L86 244H83ZM82 245V246H83ZM164 245H166V244H164ZM169 245V244H168ZM250 245H253V243L252 244H250ZM51 246V245H50ZM54 245H52V247H53ZM60 246V245H59ZM79 246H81V245H79ZM90 247L88 248V249H90L92 246L91 245H89ZM118 246V245H117ZM119 246H121V245H119ZM167 246V245H166ZM174 246V245H173ZM191 246V245H190ZM196 246V245H195ZM35 247V248H36ZM52 247H50V248H52ZM76 247V246H75ZM93 247H95V246H93ZM92 247V248H93ZM102 247V246H101ZM100 247V248H101ZM106 247H109V246H106ZM106 247H104L103 248V250L101 249V251H103V253H104V257H108V256H105V255H107V254H110V256L111 257H113L114 258V254L115 253H109V252H111V249H109V248H106ZM112 247H114V246H112ZM162 247H164V246H162ZM172 247V246H171ZM184 247H187V246H183V249H184ZM251 247V246H250ZM257 247V248H256ZM16 248H18V247H16ZM45 248V249H46ZM53 248H55V246L53 247ZM115 248V247H114ZM144 248V247H143ZM165 248V247H164ZM176 248V247H175ZM182 248V247H181ZM180 248V249H181ZM195 248V247H194ZM196 248H197V246H196ZM239 248V247H238ZM245 248V247H244ZM1 249V248H0ZM7 249V248H6ZM13 249V248H12ZM19 249V248H18ZM17 249V250H18ZM80 249V248H79ZM81 249V250H82ZM153 249V248H152ZM166 249V248H165ZM169 249V248H168ZM177 249H178V247H177ZM182 249V250H183ZM189 249H191V248H189ZM193 249V248H192ZM234 249V248H233ZM258 249H260V250H258ZM33 250V249H32ZM49 250H53V249H49ZM59 250V249H58ZM60 250H61V248H60ZM72 250V249H71ZM80 250V251H81ZM120 250H121V248H120ZM135 250H137V249H135ZM161 250L163 251L162 253H160L159 255H158V257L156 258V262H155V264H183V261H182V263H180V262H177V263H175V258L174 257H172V256H170L169 255V253H170V251H171V249H170V251H167V253L163 250V248H161ZM167 250V249H166ZM248 250V249H247ZM8 251H10V249H8ZM14 251H16V250H14ZM46 251V250H45ZM48 251V250H47ZM70 251V250H69ZM100 251V252H101ZM116 251V250H115ZM119 251V250H118ZM188 251V250H187ZM187 251H186V254H188L187 253ZM192 251H194V253H195V251H196V249H194V250H192ZM51 252H53V251H51ZM79 252V251H78ZM77 252V253H78ZM82 252V251H81ZM89 252V251H88ZM90 252H93V251H90ZM117 252V251H116ZM164 252L166 253L165 254V256H164ZM240 252V253H239ZM2 253V252H1ZM65 253V252H64ZM119 253V252H118ZM143 253H145V252H143ZM157 253V252H156ZM179 253V252H178ZM181 253V252H180ZM193 253V252H192ZM193 253V254H194ZM197 254H198V252H196ZM214 254V255H212V257H210V255L211 254ZM231 253H233V254H231ZM41 254H42V252H41ZM55 254V253H54ZM53 254V255H54ZM63 254V253H62ZM90 254V253H89ZM89 254H87V252H86V256H88ZM117 254V253H116ZM115 254V255H116ZM158 254V253H157ZM250 254V255H249ZM6 255V254H5ZM15 255V256H16ZM37 255V258L35 257ZM45 255V254H44ZM91 255V254H90ZM185 255V254H184ZM183 255V256H184ZM228 255H230V256H232V255H234V259H232V261H229L228 259H227V257H228ZM253 255V256H252ZM7 256V255H6ZM48 256V255H47ZM56 256V255H55ZM66 256V255H65ZM64 256V257H65ZM94 256V255H93ZM103 256V255H102ZM135 256V255H134ZM178 256H179V254H178ZM189 256V255H188ZM44 257V256H43ZM49 257H50V254H49ZM84 257H85V255H84ZM84 257H83V259H84ZM90 257V256H89ZM92 257V256H91ZM103 257V258H104ZM144 257V256H143ZM155 257V256H154ZM240 257H243V258H240ZM48 258V257H47ZM55 259H56V257H54ZM86 258V257H85ZM88 258V257H87ZM109 258V257H108ZM118 258V257H117ZM187 258H189V257H187ZM207 258V261H206V263H204V261H205V259ZM223 258V259H222ZM229 258V257H228ZM6 259H4V261L6 260ZM50 259H51V257H50ZM49 259V260H50ZM89 259V258H88ZM111 259V258H110ZM110 259H109V261H110ZM120 259V258H119ZM155 259V258H154ZM153 259V260H154ZM175 261H174V260ZM182 259V258H181ZM186 259V258H185ZM203 259H204V261H203ZM226 259V260H225ZM231 259V258H230ZM53 260V259H52ZM58 260V259H57ZM85 260V259H84ZM95 260V259H94ZM97 260V259H96ZM96 260H95V262H96ZM100 260V259H99ZM106 260H107V258H106ZM133 260V259H132ZM136 259H134V261H135ZM146 260V259H145ZM153 260H151V262L153 261ZM48 261V260H47ZM63 261V260H62ZM76 261H77V259H76ZM92 260H90V262H91ZM114 261V260H113ZM118 261V260H117ZM180 261V260H179ZM187 261V260H186ZM185 261V262H186ZM43 262V261H42ZM53 262H54V260H53ZM58 262V261H57ZM78 262V264H85L84 262H83V260H81V258L79 259V261H77ZM86 262H87V260H86ZM111 262V261H110ZM139 262V261H138ZM192 262V263H191ZM1 263H2V261H1ZM99 263H100V261H99ZM112 263V262H111ZM111 263H108V264H111ZM137 263V262H136ZM38 264V263H37ZM62 264H64V262L62 263ZM91 264V263H90ZM117 264V263H116ZM132 264V263H131ZM148 264H150V263H148Z\"/></svg>",
	"mask_w": 264,
	"mask_h": 264
}]
</instances>
